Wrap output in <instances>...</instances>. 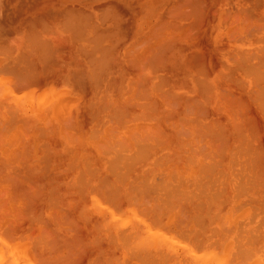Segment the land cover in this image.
<instances>
[{"label":"bare ground","instance_id":"bare-ground-1","mask_svg":"<svg viewBox=\"0 0 264 264\" xmlns=\"http://www.w3.org/2000/svg\"><path fill=\"white\" fill-rule=\"evenodd\" d=\"M184 1L187 2L188 0L187 1L184 0ZM255 1L256 2H252L255 4L254 8H255L256 4L259 2V0H255ZM178 3H179L178 7L176 6L177 2H176V4L174 3V5H175L174 7L178 8L177 10L174 9L177 12L184 9L183 8L184 5L182 6L183 9H180V7H181L180 3H182V0ZM110 4H112V2ZM170 6H172V5H170ZM170 6L168 8L170 11H168V9L165 10V11H168L167 14L171 11L174 12V10H172L174 7H172L170 9ZM108 7H106V10L104 9L105 7L103 9L101 8V10H103L102 12L106 11V12H104L105 14L109 13V11H107V9H110L111 7L110 8H108ZM188 7H190V6H188ZM188 7L186 6L185 8L189 9ZM199 7H201V6H199ZM251 7H253V6H251ZM67 8H69V7H67ZM67 8H65V10ZM165 8H167V7H165ZM201 8H203V7H201ZM240 8L241 7H238L236 11L241 16L243 14L247 15V16H245V19L247 20L248 24H250V22H251L250 17L255 18V19L252 18V21L254 20L255 23L257 21L259 22V20H260L259 18L262 17L261 16L262 14H260L259 18H258L257 17L258 14L256 15V13H255L256 17L253 16L254 14L251 16L252 8H251V11H248L247 10L248 8H245V7L241 8V9H244V11L246 10L245 12L247 14H245ZM226 9H225V11H226ZM65 10H63V11H65ZM80 10H81V8H80ZM190 10H191V8H190ZM68 11H70V9L69 10L67 9L65 11V12H67L66 16H69L68 14L70 12L68 13ZM75 11H77V8ZM81 11L83 13H85L83 10H81ZM183 11H185V9ZM236 11L233 12L235 15V18L232 17L233 18L232 20L230 18L229 19L230 21H228L227 17L234 16V15L232 13H230V14H228L229 15L228 16L227 14H225V12H224V14L227 15V17L225 16L226 19L224 18V14L222 15L223 19H221V21L223 20L222 22H225V20H227L226 21L227 25H230V27L226 26L225 29H227L228 27H229V29H231L232 23L231 24L229 23L231 21H233L234 24H235V22H237L236 19L237 20L239 18L241 19V20L239 19L240 21L237 22L238 24L241 23V21H242V23H241L242 25H240V28L241 27H243V28H242V31L239 32V34L241 33L245 37L242 36L243 40L241 39L242 41H241V43L237 49V53L236 52L233 53L230 49L231 47L228 48V50L230 49L229 51L224 49L225 52H227V57H231L233 55L232 57L234 59L230 58L229 59V60H231V61H229L230 63H227L226 66L224 65L223 66L224 68L222 67V65L224 64L223 63L224 61L222 62L223 64L221 62H219L221 64V67L223 68V70H220V68L218 67L219 69L218 68L215 69V72H218L216 74L208 73V72H205L203 74V72H202L201 76L203 75V77H198L196 74L193 75V76H197L196 77L197 79L202 78L201 81H199L200 79L199 80L194 79V80H196L195 81L196 84H198L199 82H200V84L196 85V88H194V89L192 88L189 91H187L186 94L184 92V94H185V95L183 94L184 97L181 96V93H183V91L177 92V94L178 93L180 94L179 96L176 94V92H174V94L176 95L175 96L173 94V91H171V88H168L170 90H168L166 88L167 86L170 87L169 84L166 85L169 82L165 81L166 83H164L163 82L164 80L163 81L160 80V82L162 81L166 86H164V84H162V86L165 87V88H162V86L158 85V91H159V93H161V94L157 93L158 96H160V98L164 97L161 95L162 94L165 95L167 92H169L168 93L169 95L171 94L170 97H168L169 95L166 94L167 98H166V96H165L166 99L163 98V105L168 107V109H160V107H158L157 102L154 101L153 98L148 97V94H149L148 93V87L146 86L147 83H145L147 81L148 77L146 75H144V73L143 74L141 73V75H143V79L145 78L146 80L145 79L143 80L142 78H141L142 81L140 80L141 82L136 80L139 82L138 87L136 86L138 84L137 83L135 85L136 87L133 86V89L131 91H129V89H128L127 93H126V91H124V94L125 93L126 94L132 93L134 95L138 94L136 97L137 101L133 100L135 98V96L133 97V95H132L133 99L130 98V100L132 99L134 102L131 103V101H128V102H130L129 104H128V102H126L128 104V106H131V107H126L127 105L124 106L125 102H123L124 104L120 105V106L110 105L111 103L108 100L106 101L105 99H103L106 96V93L104 90H103V92H104L103 94H105V95L104 96L100 95V96H102V98L99 96L102 99V100L101 99L99 100L100 101L99 104L97 103V105H94L95 103L91 101V103L94 106L93 107L89 101L87 103V106L88 105L92 106V107L90 106L91 108H89V109L95 108L94 111L96 113L94 111H93L94 114L90 111L88 112L89 114L91 113L90 115L87 114L89 116L88 117V126L83 125L79 129L75 130L74 122H73V125L70 124V122H69V124L72 126V127H70V125H68V121H71L72 115L70 116V118L65 115L66 118L68 117L69 119L67 118L68 119V121H67V119L65 118L67 121L66 122L65 119H63L64 118L63 117L62 119H63L64 123L61 124L59 121L60 117H58V116L62 115V111H61V109H59L60 111H58V112H60L61 115H56V116H57V120L59 121V123L62 126L59 125L60 131L56 135L58 138V136L60 134L61 138H65L66 142L69 143V145H68V144H66V142H63V145H65V146L62 147L63 151H61L62 153L60 152L61 154L60 153L59 154H60V156L66 155L69 151H71L70 154L68 153V155H70L68 157V162L65 163L66 172L69 170L68 166L70 167V169L72 167H75V166L77 167L78 165H79V167H77L78 169L76 170L77 171L76 175L72 174L71 176H67L66 178L59 180V181L53 179V177L55 175L58 176V174H56V173L63 171L65 168H62L63 170L60 168L59 172L54 171L55 174H53L54 172L52 173V170L49 171L53 175L51 177V179L54 182L57 181L54 184V186H56V188H58L59 190L56 189L54 186H53L54 188L50 189V187L52 186V183L50 184V182H52V180L49 178V185L50 186L48 187L49 189H47V190H50L51 192H49V191L48 192L45 191V192L49 193L48 195L50 197V201L49 200L48 201L50 203L45 202L46 204H43V205L46 206V205L50 204L49 206L51 207V209L53 208L52 211L51 210L49 211L50 207L46 206L47 208H45V210H47L49 208L48 212H51V213H48L49 215H47V217L51 216L52 218H54V219H52L50 217L48 219H50V221L52 219L53 226H55L58 223V222L56 223V220L59 221V223L61 224L60 218H61V220L63 218L62 223L66 222V221H64V216H65L64 214H66L65 212H68L67 210H69V209L64 207L65 208V209L63 208L64 211H59L58 209L60 208V210H62V207H60V206L57 207L58 205H56V204L58 202L55 201V200H57V198H61V199L64 198V199L71 202L70 203L71 205H69L68 208H70L72 206V208L77 209V212H78V214H77V212L72 213L74 215L71 214L72 217L74 216V218L69 217L70 212L66 214L70 218V222H69L70 224L72 222L71 218L75 219V214H77V215L80 214L81 216L80 215L79 216L76 215V216L78 217V219L85 220L86 222L85 221L84 222L86 225H87V222H89L88 217H90V220H92L94 223V225L92 223L91 226L92 225H93V227L95 226L94 231L96 233L98 231H100L101 233L104 232L110 237V238L107 237V235L105 237L100 236L101 235L100 233L98 234V237H97L96 235L93 234L94 236L99 238V240L105 239L103 241H106V239L109 238L107 241L108 244L110 242L109 246L106 243H105L106 245L104 243L102 244V242L100 243L99 240L97 238H95L94 236H92L93 237L92 239L87 238L88 241L84 240V241H86V243H84V246L87 245L86 246L87 248L89 245L90 246L92 245V243L95 241V239H97L99 242L98 243L96 241L95 242L96 245H93V246H96L95 251L93 249V252H96V254L93 257H92L93 252L91 253L88 251V250H91V247L89 246L90 248L87 249L88 254L91 253V254H89V256L91 255L92 259L89 261L88 260L89 258L87 256L88 259L86 258V262L87 261H89V262L85 263V264H120V261L122 259H120L119 257H121V256H126V257L130 256L128 258L132 257L133 258L132 261L134 260V264L135 263L136 264H264V203L263 204L259 203V201L262 202L259 199L258 203H256L255 206H253L250 203L252 200H254L253 198H255V197L249 196L250 195L249 192L252 191L253 188L256 189V185H258L260 183V186H263V181H264L263 180V176H264V170H263L264 169L263 168L264 167V165H263L264 164V161H263L264 157L263 156L264 155L262 156L261 154L264 152V149H263L264 147L262 146L261 140L259 139V137H260L258 135L259 133L256 134L258 131V127H256V126L259 125L258 123H256V121H260V120H258V118L256 116H255L256 118L254 117V115H255L254 113L249 111L251 116H252V114H254L252 116L254 121L252 119H250L254 122L253 123L254 125H253L250 120L248 121V113H247V109L251 107L250 105L254 104L255 105V107H254L255 113L257 115L259 114V116H261V117H264V26H263L264 25V21H263L264 19H263V17L261 18V20H260L261 26H259V24H258L257 28H258V26H259V28L258 29L254 28V30L255 29L256 30L254 31L255 33H253L251 30V28H253L252 25L247 24L248 25L247 27H246V25H243L246 20H244V22H243V19H242V18H244L243 16L242 17L236 16L237 15ZM65 12L62 13V15H61L62 17H63V15H65L64 14ZM113 12H115V11H113ZM113 12L110 11V14L112 15ZM186 12H184L185 14H183V19H186L185 17L187 15H188L187 17H189V14L191 13V11H188L190 13H186ZM72 13H73V11H72ZM79 13H80V11L78 12V14ZM98 13L101 17L100 18L97 15L99 20H100L99 23L101 24V22L106 19V16L103 13L101 15L100 10ZM115 13L117 14L118 12H115ZM193 13H194V11H193ZM193 13H191L190 15H192ZM212 13H214V12L212 11ZM228 13H229V9H228ZM78 14H76L77 16L73 15V14H71L69 16V18L72 17L73 20H72V18L69 19L68 17L65 16L66 18H68L67 21H65V20H63L65 17H63V19L60 21V24H59V27H62L60 29L61 30L63 29L64 31L67 29L66 31L69 32L68 29H70V31H71V29L74 26H78V29L76 27V30L78 31L79 30V24H82V22L80 21L81 22L80 23L79 20L83 16V14L82 15L79 14L80 16H78ZM86 14H87V12H86ZM89 14L90 13H88V15ZM118 14H120V13H118ZM167 14L165 13V15H167ZM263 14H264V11H263ZM117 15H114L116 20L118 18V17H116ZM172 15H174V13ZM184 15H186V16H184ZM194 15H195V13L193 14V16ZM197 15H199V13ZM33 16H35V15H33ZM73 16L77 17L76 21H74ZM118 16H121V15H118ZM168 16H169V14H168ZM174 16L178 17L177 15H174ZM179 16H181V15H179ZM107 17H108V15H107ZM170 17L172 18V16H170ZM82 18L86 19L87 17L86 18L82 17ZM202 18H203V16H202ZM77 19H78V24L76 25ZM101 19H102V21H101ZM38 20H41V19H38ZM42 20H44V19H42ZM71 20H72V22L74 21L73 23H75V24H71L70 23ZM162 20H160V21L161 22L164 21V23H165V20H163V21ZM23 21H25V20H23ZM64 21H65V23H64ZM82 21L84 23L82 24L83 27L80 25L81 27H80V30L78 31V32H80L79 35L80 34L83 35L84 32H82V30L84 29L85 26L86 27H88V26L92 27L93 29H91V30H94V28H100L99 26L96 27L94 25L93 22H95V21H92L91 24L88 21H87L88 23H85L86 21H84V20H82ZM202 21H203V19H202ZM202 21H199V22L202 23ZM67 22H68V24L70 23L69 24L70 28L67 26V24H66ZM196 22H198V21H196ZM261 22H263V23H261ZM44 23H45V21H44ZM62 23L64 24V27H63ZM102 23L103 24H101V25H104V22H102ZM116 23H117V21H116ZM174 23L171 24V20L168 23L166 22V24H171V26L175 28L176 24H178V23H176L175 25H174ZM181 23H183L182 24L183 28H185L184 26H188V25H185V22H181ZM92 24H93V26H92ZM111 24L115 25V23H113L112 21H111ZM186 24H187V22H186ZM41 25L42 24H40V26ZM71 25H73V27H71ZM180 25L181 24H179V26ZM193 25H194V23H193ZM197 25H199V24L196 23V27H198ZM236 25L233 26V28L231 29V32L228 31L229 29H227L228 36L233 35L235 37L238 35V34L234 35V34L238 33L237 30L234 31L235 30L234 28H237V26H238V25L237 26ZM1 26H3V25H1ZM30 26H31V20H30ZM47 26H49L48 27L49 31L46 30ZM118 26H119V24H118ZM118 26H116V27H118ZM154 26H155V24H154ZM160 26H162V24L160 25V23H159V26H156L157 29H154L155 27L153 29L158 31V29L160 28L162 30V28ZM253 26L255 27L256 25H253ZM42 27H41L43 29V30L41 29L42 31H39L40 29L38 30V28H37V30L39 32L35 28V30L38 33L33 32L34 34L32 33L33 26H32V28L30 27L29 29H31V33L33 34L32 36H34L36 34V37H38V39L40 41H42L44 39L43 40V42H44L45 38H47V37L41 39L40 37H42V36L40 34L44 33V32L46 33L47 31L50 32L51 29H50L49 24L48 25L46 24V26L42 25ZM103 27H105V29H107L106 28L107 26H103ZM116 27H113V28L115 29ZM181 27H180V29H179V27L177 28L179 31L177 29H174V28L173 29L176 30L177 33H180L182 31V33H181V35H182L184 32L183 31L184 29ZM193 27L195 28V26H193ZM245 27L247 28L246 30H248V28L251 30L250 32L248 31V33L250 35L249 34L248 35L243 34L245 31ZM150 28H152V27H149L148 31H150ZM163 28H164V26H163ZM165 28H166V25H165ZM108 29L111 30L112 27L108 28ZM160 29H159V31H160ZM191 29H193V28H191ZM191 29L189 28L190 32L192 31ZM73 30H74V28H73ZM102 30H103V28H102ZM154 30H152V31H154ZM187 30L185 32L190 34L189 32H187ZM193 30H195V29H193ZM221 30H223V29H221ZM77 31H75V33H77ZM118 31H120V29H118ZM152 31H150V32H152ZM171 31L173 32V34H174V32L176 33V31H173L172 29H170V32ZM224 31H226V30H224ZM232 31L234 32V34ZM90 32L92 33V31H90ZM103 32H104V30H103ZM106 32H110V31L107 30ZM106 32H105L104 36L107 34ZM185 32H184V34H186ZM245 32L247 33V31H245ZM28 33H30V32H28ZM28 33L26 34L27 37L29 36L32 40L34 38L33 42L31 41V43H33L35 45L36 44L41 45L40 43H38L37 38H35V37L32 38L30 35H28ZM99 33H97V34H99ZM123 33H125V31ZM163 33H164V30L161 34H163ZM16 34H17V32H16ZM52 34H53V32H52ZM70 34H72L71 40H73L74 38L76 39V37L73 36L74 33L70 32ZM157 34L158 33H156V35ZM161 34L158 36L161 37ZM225 34H222V36L225 37ZM81 35L79 36V38L77 37V41H79ZM112 35H113V33L111 34V36L109 34V36L111 38H112ZM145 35L147 37H149L147 35V33ZM156 35H154V36L156 37ZM96 36H98L97 37L98 42L96 41L97 39L95 40L96 37L90 38L88 36L86 38V36H85V37H81V38L83 40L85 38L86 42H89V43H91V40L93 43L95 42V44L91 43L93 46L90 45L91 48H94L96 46V42H97V44H101L100 42L105 38V37H101L102 40L100 41L99 40V39H101L100 35H96ZM122 36H123V34H122ZM154 36L151 35V37L155 38ZM183 36H184V38H186L185 36H187L188 39H191V37L193 35L190 34L189 35L190 38L188 37L187 34L183 35ZM238 36H239V38H241L240 37L241 35H238ZM2 37L5 38V35L1 36L0 38H2ZM27 37L24 36L23 38L25 39L26 43H30L31 39L29 40V38H27ZM110 37L109 38L107 37V38L110 39ZM147 37H146V40L148 41ZM159 37H157V40ZM162 37H161V39H163V38L166 39L165 37H163V38ZM219 37H218V39H219ZM92 38H94V39H92ZM143 38H142V40H145V38L144 39ZM195 38H196V36H195ZM226 38H224V39H226ZM236 38L239 39L238 37H235V39H234L235 41H236ZM82 39H80V40H82ZM117 39H120V38L117 37ZM164 39L162 41H164ZM172 39H175V41H176L175 37ZM228 39H231V37ZM228 39H226V40H228ZM140 40H138V41H140ZM149 40H150V38H149ZM152 40H154V39H152ZM34 41L35 42L37 41V42L35 43ZM109 41H111V40H109ZM135 41H133V43ZM147 41L145 42V45L147 44ZM155 41H156V38H155ZM175 41L170 40L169 43L173 42V45H174ZM237 41H240V40H237ZM45 42H44V44H45ZM143 42L144 41H142L141 43H143ZM50 43H51V41H50ZM141 43L139 45H141ZM159 43H161L160 39H159ZM165 43H166V41H165ZM33 44H31V45L30 44H23V42H22V45L24 47L28 46L29 52H30L29 49H33V50L36 49L37 45L35 47ZM44 44H43V46H44ZM111 44L113 45V43H111ZM131 44H132V42H131ZM162 44L157 45V46L158 47L162 46ZM76 45L79 46V43H77ZM145 45H144V47H147ZM32 46H33V48H31ZM78 46H76V51H77ZM90 46H89V48H90ZM108 46H109V44H108ZM108 46H107V48H108ZM134 46H137V45L135 44V45H133V47ZM148 46H150V45L148 44ZM4 47H2V48H4ZM34 47H35V49H34ZM80 47H81V45H80ZM80 47H78V48H80ZM82 47H81V49H82ZM113 47H115V46L113 45ZM113 47L110 46V50ZM158 47H157V49L156 48L155 49L159 50L160 47H159V49H158ZM165 47L167 48V45ZM0 48H1V46H0ZM2 48H1V50H2ZM11 48H14V45ZM97 48H99V47H97ZM137 48H140V47H137ZM170 48L171 47L168 46V50ZM4 49L8 51V49L6 47ZM94 49L93 50L90 49V51H91V53L89 51L90 54L87 52L88 50L86 52H84L85 51L84 47L82 50H80V49H78V50H80V55L82 53L85 56L86 53H88L92 58H95L94 52L98 49H96L95 51H94ZM103 49L104 48L101 47V50H100L101 55L100 54L99 55L102 57H100V59H98L96 57V63L97 64L95 63V65H93V63H94L93 61H95V60H93L92 58H91L92 59L91 61L89 60L90 56H87L88 57L87 59L91 64L88 61H86L87 60L85 58L86 56L84 57L86 63L87 64L89 63V65H90L88 70L92 71L91 75L93 77L91 75H89L88 70H87L88 74L85 75V73L80 72V74H82V75H80L78 72L75 73L74 71H71V69H70L71 72H74L76 74L75 75L73 73L74 77L71 78V79L74 78L73 79L74 81L72 80L73 83L75 81H78V82L81 81V83H85V81H86V83H88V81L89 80L91 81L92 79H93V82L89 81L88 84L93 83V85H94V83H96V82H97V84L100 83L99 82L100 81L99 80L100 79L99 78L100 73L104 72L105 70H103V68H106V66H107V64H106L107 62L104 60L105 58L102 59L103 56L107 55L105 53L106 49L103 51L106 55L104 53H102ZM129 49L131 51L130 47H129ZM149 49H148V52H149ZM152 49L153 48H151V50ZM232 49L234 50V47ZM33 50H31V51H33ZM140 50L141 49H139V52H140ZM168 50H167V52H168ZM221 50H222V48H221ZM24 51H26V49ZM35 51L33 53L36 54ZM92 51H94V52L92 53ZM155 51H150V52H155ZM0 52H3V51H0ZM100 52H98V53H100ZM157 52L159 53V51H157ZM223 52L224 51H222V53ZM225 52H224V54H225ZM228 52H230V53H228ZM21 53L23 54V52H21V50H20L18 53V56ZM25 53L23 54L24 56H26ZM30 53H32V52H30ZM144 53H146V52H144ZM144 53H143V55H144ZM22 54L20 55V57H18L17 54H15V55H16V57H18L24 61V59H22L24 57ZM92 54L94 57L92 56ZM102 54H104V55H102ZM110 54H112V52ZM110 54H108V55H110ZM146 54H145V56H146ZM153 54H151V55H153ZM164 54L165 53H162V55L160 54V56L164 57L163 56ZM236 54L238 55V58H236L237 57ZM83 55H81V56L83 57ZM137 55H138V53H137ZM143 55H142V57H143ZM151 55H147V56L149 58H151L150 57ZM229 55H231V56H229ZM122 56H124V55H122ZM156 56L157 55L155 53V57ZM16 57L13 56V59ZM125 57H127V56L125 55ZM134 57L133 58L131 57V58L134 60L135 59ZM146 57H144L142 59H145ZM18 58H16L17 61L19 60ZM48 58H50V54H49ZM107 58H109V56ZM127 58H129V57H127ZM138 58H136V60ZM157 58H154V59H157ZM25 59H26V57H25ZM142 59H141V61H142ZM159 59H161V58H159ZM16 60L14 59V61L12 62V66H9V65L7 66V64H10L11 62L6 61L7 67L1 66L0 69L4 68L5 70H7L6 68L9 69V67L12 69V67L14 66V63L17 62ZM21 60L18 61V63L22 62ZM97 60L98 61L101 60V61L97 62ZM136 60H134V62L140 63L139 61H136ZM153 61L156 62V60H153ZM6 62H4V63H6ZM103 62L106 66L103 64ZM147 62H149V59L145 62V65H144V63H143V65L146 66ZM158 62H159V60H158ZM18 63H16V64H18ZM62 63L60 61V64H62ZM99 63L101 64L102 67L103 66L104 67L100 69L101 66ZM138 63H137V65H138ZM151 63H152V68L150 66H148V69L151 68V70L149 69L150 71H152V69L156 70V68H154V67H157L158 63H156V66L154 65V63L152 61H151ZM160 63H162V65H163L164 60H163V62L160 61L159 64ZM225 64H226V62H225ZM16 66L18 67V65H15V67ZM96 66H97V68L94 69V67H96ZM127 66H129V64ZM138 66H140V64ZM144 66H142V67H144ZM161 66H160V68H161ZM19 67H18V70H20ZM25 67H26V69H28L27 66H25ZM91 67L93 68V70ZM121 67L122 66H120V68ZM33 68H34V66L32 67V69ZM140 68H141V66H140ZM140 68H139V70L138 69L137 70L140 71ZM193 68H194V66H193ZM200 68H202V67H200ZM203 68H204V66H203ZM203 68H202V70L205 69V68L204 69ZM11 69H10V72L7 71L8 74L11 72L13 74L15 72H18L14 68H13L14 70L12 69V71H11ZM5 70H4V72L6 73ZM21 70H23V69H21ZM95 70H98V71L95 73ZM99 70H101V71H99ZM144 70H145V67L143 69V72H144ZM52 71H54V70H52ZM84 71L82 70V72H84ZM132 71L134 72L135 70L133 69ZM185 71L186 70H184V72ZM195 71H197V69ZM195 71H194V73L198 72V71L197 72H195ZM200 71H201V69H200ZM205 71H206V69H205ZM4 72L1 70L0 73L4 74ZM22 72L24 73V71H22ZM113 72H114V70H113ZM12 73L10 75H12ZM31 73H32V71H31ZM31 73H29V74L31 75ZM57 73H58V71H57ZM59 73L61 74V71ZM93 73L99 74V76L96 77L95 74L93 75ZM118 73H119V71L117 72V74ZM8 74L6 73V75H8ZM18 74H20V73H18ZM73 74L71 73L70 76H72ZM77 74H79L78 77H77ZM83 74H84V76H83ZM105 74H106V71L104 72V75ZM145 74H146V72H145ZM185 74L189 75V73L187 71ZM43 75H45V74H43ZM56 75L57 74H55V76ZM136 75L138 78V74H136ZM90 76L92 77V79H90ZM120 76L118 75V77H120ZM148 76H150V75H148ZM193 76H192V78H193ZM5 77H6L5 74L2 77L0 75V80L1 81L6 80ZM31 77L33 78V75H31ZM34 77H35V75H34ZM65 77L66 76H63V81H64ZM75 77H76V79H75ZM84 77H85V79L87 77L88 78L86 80H84ZM9 78H11V77L9 76ZM14 78L15 77H13L11 79H14ZM32 78H30V79H32ZM50 78L52 79V77H50ZM108 78L110 79V76ZM112 78L113 79H111L110 82L111 81L112 82L113 81L119 82V79L114 80V77H112ZM135 78H136V76H135ZM135 78L133 81H132V79H129V80L134 82ZM167 78H168V76H167ZM226 78H227V81H230L228 83H231V80H232V82L234 83V88L238 89V91L241 92L242 95L247 96V98H248V96H251V97H249V100L252 99L250 101H252L253 103L250 105L248 104L250 107L247 106V103H249V102H245V105L240 104L244 101L241 102V100L239 98V95L241 97V94H236V96L234 95V93H233L234 91L232 90V89H234L233 86H232V89L230 90V92L233 91L232 92L233 95L228 92L229 91L228 89H226V90H228L227 92L229 95L227 94L226 90H225V92L223 91L224 94H226L228 96L224 95L221 92L224 87L219 86L220 85L219 81L222 82L221 79L226 80ZM8 79H7V81H8ZM25 79H26V77H24V80ZM103 79H104V77H103ZM59 80H61V79H59ZM120 80L122 81V79H120ZM148 80L150 81V84L148 86H152L153 81L151 82V80L149 78H148ZM1 81H0V83H1ZM18 81L21 82V80H18ZM131 81L129 82L130 85L132 83ZM227 81H226V83H227ZM26 82H28L27 79H26ZM59 82L61 83V81H59ZM78 82H76V83L79 84ZM110 82H107V83H110ZM112 82L109 85L115 84L114 82L113 83ZM158 82H159V80H158ZM4 83H5L4 84L5 88L8 85H10V84L6 85L7 84L6 81ZM32 83H29V84H31L29 86L27 84L28 87L26 86V90H25V86H24V88H22L23 92L18 91L19 93L14 90L15 88H13L15 93H12L13 91H11V89H7L8 87L6 88L8 91L2 90L1 88L4 85L2 86V84H0L1 85L0 91L1 92L3 91L2 94H3L4 99H7V97L5 98V95L8 92H11V94H16V95L18 93L19 96L13 95L14 97L12 98V100L13 99H16V100L19 99L18 101H20L16 105V107L17 106H19V107H17V108L12 107L13 108L12 110L16 109V110H14L15 112L17 110L19 111L18 108H20V106H21L20 104L22 103L20 100L22 95H23L22 101H23V98L25 97V100L28 99L27 100L28 102L26 101L28 103V105L30 102L34 101L33 96H37L36 99L38 101L37 100L36 101L38 103L40 102L39 103V107H40L39 110H41L42 106L45 105V104L43 105V103L47 102L45 100L44 94H43L45 91H42V90L47 89L50 85L47 88L46 87L43 88L44 87L43 86L42 90H41L40 88L37 89V86H39V85H37V86L34 85L35 81H33ZM65 83L67 84V79H66ZM81 83L78 86L76 84V86L80 92H81L80 88L81 89L84 88V85H81ZM140 83L142 85H140ZM144 83H145V85H143ZM12 84L14 86V83H12ZM62 84L63 83H61L60 87L63 88L64 84L63 85ZM97 84L94 86H98ZM129 84L127 83L128 86H130ZM17 85L19 86L21 84H17ZM33 85L35 86L36 90H41V91H39L40 93L34 89ZM43 85H45V84H43ZM80 85H81V87H80ZM132 85H134V84H132ZM94 86H93V88H95ZM116 86H112L113 89L115 88V90H116V88H117ZM123 86L124 85H122V87L119 86L117 88L116 94L119 93L118 95H120V91L118 89H120V87L123 89ZM159 87H161L165 91V93H163L164 91ZM51 88L52 87L50 86L49 89L52 91L53 89H51ZM155 88L152 86L151 89L153 91H155ZM49 89H47V92ZM85 89H87V88H85ZM54 90H53L54 93H55V91L57 92V90H55V91ZM63 90H65V89H63ZM115 90H113L114 94H115ZM160 90H161V92H160ZM34 91H35V93H34ZM58 91H59V89H58ZM60 92H63V91L61 90ZM97 92H98V90H97ZM97 92H95L94 98L96 97ZM113 93H112V95H114ZM56 94L58 95V93H56ZM230 94L232 96L236 97L235 102L236 103L239 102L238 104H235L234 102H232L234 100H231V99L234 97H232ZM121 95H123V94H121ZM48 96H46V97L48 98ZM172 96H175V97H172ZM237 96H238V98H237ZM41 97H43L42 99H44L45 101L39 100V99H41ZM57 97L60 98V96H57ZM91 97L92 96H90V98ZM120 97H122V96H120ZM120 97L118 96V98H120ZM138 97H140V98H138ZM230 97H231V99H230ZM52 98H53V96H52ZM108 98L109 97H107V99ZM125 98H126V96H125ZM128 98L129 97H127L126 99L128 100ZM244 98H246V97H244ZM78 100H76L75 98L73 99V101H75V102ZM4 101L2 100V102H0V115L2 114V111L4 112L7 109V106L9 105V104H7L6 108L4 105H3L4 106L3 107L2 104H4ZM36 101H34V103H36L37 107H32V104L29 105L33 108V111H35L39 108L38 103ZM160 101H161V99H160ZM26 102H24V103L27 107ZM239 104L242 107L244 106L243 108L246 109V111H245L246 115H245L244 109H243L244 113L240 112L242 109L239 108L240 107V106H238ZM31 107H30V110H31ZM4 108H5V110H4ZM24 109H25V106H24ZM27 109L28 108H26V110ZM239 109H241V110H239ZM63 110H65V109H63ZM165 110H167V111H165ZM237 110H238V113H237ZM9 111L11 113H13V116L15 117V114H14L15 112L11 111V108H8V113H9ZM54 111H55V109H54ZM69 111H70V108H69ZM5 112H7V110ZM19 112H21V111H19ZM8 113L6 114L7 116L5 114H4V116H6L5 117L6 119L8 117V120H9V118L13 117V116L11 113H9V114ZM37 113H39V112H37ZM40 113H41V111H40ZM240 113H243V114L241 115ZM47 116H49V115H47ZM51 116H52V118L50 116L49 117L52 121L49 119V122L51 121L53 123V121L55 120V119H53V118H55V115L53 117V114H51ZM246 116H247V120L245 119ZM48 118H45V117L42 118V119H47L46 120L47 122L45 121L46 123L44 122V124H42L43 126L41 127V129H39L40 127L38 128L39 130L37 131L38 132L37 135H40V133H41V135H40L41 137H43L44 135L48 136L47 134L48 133L50 134L52 131V129H50L51 126L54 127V125H55V128L58 127V125H56L57 123L56 124L48 123ZM73 118L75 119V117H73ZM21 119H24V118L15 119V121H14V119H11L15 122V123H11V124H13L14 127L16 126L15 128L9 129V126L12 127V125L10 124L11 120H9V124H8V120H5V122L7 121L6 123L8 124L7 129H5L6 127L4 128L5 125H3V124L1 125V127L3 126L2 129L0 127V154L3 155L2 158L0 157L1 158L0 159V163H1L0 164V172L4 173V174L0 173V176L3 175V177H1V178L5 177L4 181H7L9 179V181H7L8 184L10 181L13 184L14 183V180H13V174L14 173L12 174V172H15V175H14L15 178L17 176L21 175L20 179L18 177L16 178V179H19L18 181L20 183L15 181V185H19V184L22 185L23 184V187H25V188L29 185L30 187L29 186L28 187H29V190H31V191H32L33 187L35 186L33 189L34 192L32 191V194L34 193V195L35 194L39 195L41 192L38 189L42 188L41 190H44V187H42V185H44V183H47L46 182L47 180L44 183H43V181L45 180L44 176L46 175L44 172L48 171L47 167L49 166V163H50L51 167L53 166L52 164L57 163V162L53 163V161L55 159L53 161H51V158L49 156L51 155V157H52V155H54L56 157V155H59V154H57L56 152L53 153L51 148H49V146L47 145V142L42 141L40 143L41 144L40 148L44 147L43 151L45 153L41 154V156H40L41 160L35 159L34 157L32 158V160L34 161V159H35V160L42 162V160H44V158L45 159L48 158V160L50 159L49 161H51L52 164H51V162H49L46 159V161H48V163L46 161H43L44 166H40L41 168L35 169L37 171H41L42 169L43 170L46 169L44 171L42 170L43 174H42V172H38V174L39 173L42 174L41 176H39L36 173L37 171L34 172L35 171L34 168L37 165L30 166V168L25 167L27 164L25 161H27V162L29 161L26 159H29L30 158L29 155H31L30 153H32L34 151V148L31 146V142H29V141H32V138L30 139L29 134L30 133L32 134V132H34L33 130H35V126H36V128L38 127L37 126L38 122L35 119H33L34 121L37 122V124L35 125V124H33L34 122H32L33 121L32 119H30V120L28 119L30 121V123L32 122L31 123L32 126L30 124L28 126H23V125L18 126L19 124H17V123L19 121L22 122ZM255 119H257V120H255ZM28 120H27V122H28ZM13 121H11V122H13ZM0 123H2V122H0ZM66 123H67V125H66ZM14 124H16V125H14ZM21 124H23V123H21ZM49 124H51V125L49 126ZM255 124H257V125H255ZM33 125H35V126H33ZM32 127H33V129H32ZM45 129H46V132L49 129L48 130L49 132L44 134V132L42 133V131H44ZM40 130H41V132L39 133ZM54 131H56V129ZM42 134H43V136H42ZM27 137H29V139H30V140L28 139V143L30 145H27V142L25 143V141H27ZM22 138L23 139L26 138V139L23 140ZM49 138L50 139L52 138V134L50 135ZM82 138H85L89 142L88 144H90V143L92 144V147L94 148V151H95L96 155L98 156V157H96V161H91V157H93V159H94V157L96 155L94 156V155L83 154L80 151H78V149L73 148L74 146H76L78 140H80ZM43 142L45 145L43 144ZM263 144H264V142H263ZM70 145H74V146H72V149H71ZM45 146H47V147H45ZM65 147H67L66 150H64ZM40 148H38L37 151H39ZM47 148H49V149H47ZM50 150H51V152H50ZM85 150H88V149L84 147L82 152ZM49 153H51V154L49 155ZM64 153H66V154H64ZM27 157H29V158H27ZM57 158H58V156H57ZM2 159H4V162H1ZM24 162H25V164H23ZM57 164H59V162ZM23 165H25V166H23ZM22 166H23V169L25 167L24 173L27 171L26 172L27 174H29V175L32 174L30 176L35 177L36 178V179H34L35 181L38 182L39 181L38 179L43 178L44 180L41 179L42 181L41 182L39 181L42 184H40L39 182L37 184V182H35L32 179L34 184L36 183V185H38V186H36L33 183H31L32 181L30 182L31 177L29 176L30 177V179H29L28 175L26 173H25L26 175L24 173H22L23 175L18 174V173H20V169L18 168V170H19L18 171V170H16L17 169L16 167H20L22 169ZM30 169H31V171L33 170L34 173L33 172L30 173ZM242 169L245 172L241 171ZM16 172H18V173H16ZM8 173H10V174H8ZM261 173H263V174H261ZM6 174L10 175V176L12 175L11 177H12L13 182ZM16 174H17V176H16ZM33 174H37V175L35 176ZM60 174H59V178L61 177ZM4 175H6L8 177V179ZM63 175H67V174L63 173L62 176ZM22 176L25 179L22 178ZM25 176L28 179H26ZM38 177H41V178H38ZM56 179H58V177ZM23 180L24 181L26 180L25 181L26 185L29 182L30 183L27 186H24L25 183H21ZM27 180H28V182H27ZM4 181H2L3 183L2 182L0 183V264H72V261H73V264H75V263L81 264V262L80 261L78 262V260L83 259L82 256H84V254H86V252H84V254L82 255L83 251H86V250H82L83 244L81 245V243L84 241H82V238H80L82 242L80 241L81 242V243L79 242L80 244L75 243L76 240L79 238V235H81L77 230V228L79 227V231L81 232V230H80L81 223H80V226L77 224L78 226L76 225L77 226V228H76V227H74L76 224V220H74L75 223H74V221L72 222V223H74L73 224L74 226L73 227L71 226L73 228V229H71L72 236L69 237L70 241L74 242L75 246L78 244V246L75 248L74 245H72V247H73L72 248L71 245L70 246L67 245L66 251H65V249H63V248L60 249L59 247L57 249V247H55V245L58 244L57 240H56V238H57V235L55 232L56 229L55 230L52 229L56 235L55 239H53V237L50 235V234H52V233H50L51 228L48 227V225H47L49 223V221H48V223L44 222L45 223L44 225H47V226L43 225L45 227V230H43L44 227L40 226V224H39V222L40 223H43V222L38 220V219L41 220L40 216L42 217V213H41L42 211L38 212L39 211L38 209H40V207H41L40 210H42V207H44L42 205L39 207L38 205H39L40 200L44 199L46 197V195L42 194L43 197L45 195L44 198L43 197L41 198L42 195L40 196V198L38 196L39 202H37V200H36L37 196H35L36 198H34V196L29 193V190L27 187L28 191L27 190L26 191L31 195V197L27 192H25L24 195H26V197H27V194L29 195L30 198L27 197V199L33 198L34 200H36V201L32 200V201H34V204H36V205L31 207L33 204L30 200H26V202L29 203V201H30L31 202L30 204H32V205H29L28 203L26 205V202H24V203L20 202V203L22 204V208H25V207H23L25 205L27 207H30L31 209H34V207L37 208L36 206L39 207L35 211L33 210V212H36L38 210L37 213L35 214L36 216L34 215L35 219L38 218L37 222H36V220H34V221H35V223H37V226L39 224V226H40L39 228H41V229L38 230L37 232L32 231V230H35L33 228L36 226H34V223H33V219H34L33 214L34 213L31 215L32 217L29 218L30 214H28V213H32V210H30L29 208H26V210H27V211L25 210L26 214L24 213V211H22L24 214H22V212H21V215L26 216V218L30 219L31 221L27 219L29 221L27 224L29 225L31 222L32 225L30 224L28 229L24 228V229H26L25 232L20 231L18 229L19 225H17V224L19 222L16 223L17 221L15 222L17 227H16V225L12 227V225H10L11 223L10 222L8 223V221H9V218H7L8 214L11 213V214H9V217H11V218H13V216H14L13 219L10 218L11 222L13 223L14 219H17V215L19 217L21 216V215H19V213L17 215L12 214V212L16 213V211L18 210V209L17 210L15 209L14 205H16L17 202H18V204H20L19 201H22V200L25 201L26 198L24 196L25 199H22V200L19 199L18 200L17 197H19L22 193H20V191L19 192L17 191L20 194L16 193L18 196L15 195L14 193L16 191L13 190V193H12V190L10 188V187H12V189H13L14 186L13 185L10 186L11 185V183H10L9 187L6 188V186H8V185ZM4 183L6 184V186L4 185ZM1 185H3V186H1ZM20 185L17 186V188L20 187ZM32 185H34V186H32ZM39 185L41 187H39ZM4 186H5V188H4ZM23 187L21 189H24ZM17 188H15V189H17ZM36 188H38L37 190L39 191V193H38V191H36L37 193H35ZM4 189H6V191H8V190L11 191L13 197L16 196L17 202H14L15 199L13 200V197H11V200H13V201H11L10 198L7 200V201L10 200V203L11 202L16 203L14 205L12 204L14 207L11 204L10 205L7 204L8 206L5 205L7 203V201L3 198H6L7 196H4L2 194V192L4 193ZM18 189L20 190V188H18ZM256 190H258V189H256ZM23 191H25V189L21 190V192H23ZM258 191H260V190H258ZM262 192L263 191L261 190V193ZM256 193H257V191H256ZM8 196H10V195H8ZM22 196L23 195H21L20 198H22ZM256 196H258V193ZM49 197H47V199ZM247 197H250L252 200L247 198ZM52 198H54V199H52ZM2 199L6 201L5 204L3 203ZM47 199H45V200L47 201ZM255 199H257V198H255ZM263 199H264V196H263L262 200ZM53 200H54V202H52ZM257 200H254V202ZM51 203H52V206H51ZM18 204H17V206H19ZM23 204H25V205H23ZM53 204H55L56 207ZM17 206H16V208H18ZM54 207H55V209L57 208L56 211L58 210L59 212H61L60 215L61 214L64 215L63 217L61 215L59 220L56 218L57 214L55 215V213H53V211H55ZM22 208L19 209V212H20V210H22ZM12 209L13 210L15 209L16 211H13ZM72 210H74V209H72ZM38 213L40 214V216ZM10 215H13V216H10ZM83 215H85V217L87 216V219L86 218L84 219ZM23 216L20 218H23ZM2 218H5L7 223L4 219H3L4 221H2ZM26 218L24 217L23 219H26ZM31 218H33V219H31ZM45 219H44V217H42V221ZM48 219H46V220H48ZM68 221L69 220L67 219V222ZM4 222L6 223V225H4ZM24 222H26V220L25 221L23 220L22 223H24ZM69 223H66V224L70 225ZM77 223H79V222H77ZM20 224H21V222H20ZM82 224H83V222H82ZM32 226H34V227H32ZM49 226H50V224H49ZM42 227H43V229H42ZM93 227H91V228H93ZM47 228H50V229H48V231H49L48 236L45 234V233H47V231H46ZM74 228L78 232V233H75L76 235L73 233V232H76V231H74ZM30 229H32V230H30ZM64 229H66V228H64ZM67 229L70 230L69 227ZM29 230H30V233H28ZM68 230H64L65 233H68ZM26 231H27V234H24V233H26ZM91 231H93V230L91 229ZM57 232H58V230H57ZM63 232H60V234L62 235ZM87 232L90 233V231H88V230H87ZM58 234H59V232H58ZM60 234H59V238H57V239H59V241H58L59 243L61 241V243H60L61 245L60 244L59 245L63 246L62 243L64 244V242H65L64 245H66V239L64 240L62 238L66 237L68 239V237L65 235L63 237V235L61 236ZM77 234H78V236H77ZM83 235H85L84 237L86 239V236H88L89 234H87V235L83 234ZM60 236H61V238H60ZM76 236L78 237L77 239L75 238ZM72 237H74V239H76V240H74ZM80 239H78L77 242ZM91 240H93V242H90ZM62 241H64V242H62ZM54 242H56L57 244ZM87 242H89V243H87ZM31 243L33 244V246ZM28 244H31V246L33 248H35L34 253H33V251H30L32 248L30 249L29 247H27ZM79 245H81V246H79ZM80 247H82V248H80ZM70 249H72V250L74 249V251H72L75 254L74 256L72 255V252L70 251ZM75 249H78V250L81 249L82 253H77V251ZM62 250L65 252H63ZM67 252H69V253H67ZM75 252L77 254H80V257L78 256L79 259L75 258L76 262H74V260H73L74 259L73 257H77L76 256L77 254ZM70 254L72 255V258L67 259V257L71 256ZM66 255H67L66 258L63 257ZM69 260H71V263ZM118 260H119V262H118ZM123 260L125 261V262L123 261L124 263H126V261L129 264L132 263L130 260H127V258H126V260H125V258Z\"/></svg>","mask_w":264,"mask_h":264},{"label":"rangeland","instance_id":"rangeland-1","mask_svg":"<svg viewBox=\"0 0 264 264\" xmlns=\"http://www.w3.org/2000/svg\"><path fill=\"white\" fill-rule=\"evenodd\" d=\"M177 2V4H176V2ZM181 0H0V37L1 36H4L5 35V38H0V46H1V48L2 47H6L7 49H8V51L7 50H5L4 48H2V50H1V48H0V51H3V52H0V67L1 66H6V64H7V62H11L10 64H7V66L9 65V66H12V62L14 61V59L16 60V58H18V57H20V55L22 54H19V56H18V53H19V51L21 50V52H23V54L25 53L26 54V56H24L23 54V58L22 59H24V61L23 60H21L20 58H18L19 60L18 61H22V62H19L18 63V61L16 62V63H18V64H16V63H14V66L12 67V69L14 68V69H16L18 72H15L14 74L12 73V75H10L11 73H9L8 74V72L7 71H9L10 72V67H9V69L8 68H6L7 70H5L4 68H2V69H0V72H1V70L4 72V70L6 71V73L8 74V75H6V73L4 72V74H5V78H6V80H0L1 81V83L0 84H2V86L5 84L4 82L6 81V85H8V84H10V85H8L6 88L7 89H11V91H13L12 93H15L14 92V90L15 91H21V92H23L22 91V88H24V86H25V90H26V86H27V84H28V86L29 85H31V84H29V83H32L33 81H35V83H34V85H39V86H37V89H41L42 90V87L43 88H47L49 85L52 87L51 89H55V90H57V92L55 91V93L53 92V90L51 91L49 88H50V86L47 88V89H49L48 90V92H47V89H45V90H42V91H45L43 94H44V98H45V100L47 101V102H44L43 103V105L44 106H42V109L41 110H39L40 109V107H39V103L37 102L38 100L36 99V97L37 96H33V99H34V101H36L37 103H38V109L37 110H35V111H33V108L32 107H37V105H36V103H34V101L33 102H30L29 103V105H31L32 104V107L31 106H29L28 105V99L27 100H25V97L23 98V101H22V97H23V95H22V97L20 98V100H21V106H20V108H18L19 109V111H21V112H19L18 110L15 112L14 110H16V109H14V110H12L14 107L15 108H17V107H19V106H17L16 107V105L18 104V102H20V101H18V100H16V99H13L12 100V98L16 95V94H11V92H8V93H6V95H5V98L7 97V99H4L3 98V91L1 92L0 91V102H2V100L4 101V104H2V106L4 105L5 106V108H6V106H7V104H9L8 106H7V112H5L6 110H5V108H4V112L2 111V114L0 115L1 117H0V122H2V123H0V127H1V125L3 124V125H5L4 126V128L5 129H7V126H8V124H9V120H11V119H14V121H15V119H19V118H24V119H21V121L22 122H18L17 124H19L18 126H20V125H23V126H28L29 124L31 125V123L32 122H34L33 124H37V122H38V124H37V128H36V126L35 125H33V126H35V130H33L34 132H32L31 130L33 129V127H32V129L30 130L31 132H32V134L30 133L29 134V137H30V139L32 138V141H29V142H31V146L34 148V151L32 152V153H30L31 155H29V157H27V158H29V159H26V160H29L28 162L27 161H25L27 164H26V166L25 165H23V166H25V167H29L30 168V166H35V165H37L35 168H34V170L36 169V168H41L40 166H44V162L43 161H46V159L48 160V158H44V160H42V162H40V161H38V160H35V159H40L41 160V158H40V156H41V154L42 153H45L44 151H43V148H40L41 147V142L42 141H44V142H47V145L49 146V148H51V150H52V152L53 153H57V154H59L61 151H63V148L62 147H64L65 145H63V142H66V140H65V138H61V136H60V134H59V136H58V138H57V133H59V125H61V124H63L64 123V121H63V119H65L66 118V116H68L69 118H70V116H71V121H68V119H67V121H68V125H70V124H72L73 125V122H74V128H75V130H77V129H79L81 126H83V125H86V126H88V115H90L88 112L90 111V112H92L93 114H94V109L95 108H92V109H89V108H91L92 106H93V104L91 103V101L92 102H94L95 104L94 105H97V103L99 104V100L102 98V96H100V95H105V94H103L104 92H103V90L105 91V93H106V96L103 98V99H105L106 101L108 100L111 104L110 105H112V106H120V105H123L124 103L123 102H125V104H124V106L125 105H127L126 107H131V106H128V104L130 103V102H128V101H131V103H133L134 101H137L136 100V97H137V95L138 94H136V95H134V94H132V93H128V94H126L127 93V91H128V89H129V91H131L132 89H133V86L134 87H138V85H139V82H141L142 80H141V78L143 79V75H141V73L143 74L144 73V75H146L150 80H151V82L153 83V87L155 88V91H153L151 88H152V86H148L149 84H150V81L148 80V78H147V81L145 82V83H147V87H148V97H151V98H153L154 99V101H156L157 102V104H158V107H160V109H168V107H166V106H164L163 105V98H165V96H166V98H167V95L166 94H168L169 92H167L165 95H161V96H164V97H161L160 98V96H158V94H161V93H159V91H158V85L159 86H162V84H164V83H166L165 81H167V82H169V83H167L166 85H170V87H166L167 89L168 88H171V91H173V94H174V92H176V94H177V92H179V91H183V93H181V96L182 97H184L183 96V94H184V92H185V94H186V92L187 91H189L190 89H194V88H196V85H199L200 84V82L198 83V84H196V80H194V79H197L196 77L198 76V77H203V75L201 76V74H202V72H203V74L205 73V72H208V73H214V74H216V73H218V72H215V69H217L218 67L220 68V70H223V66L225 65H227V63H230L229 61H231V60H229L230 58H233L231 55H229V56H231V57H227V52H225V50H227V51H229L230 49H231V51L234 53V52H236L237 53V49H238V47H239V45H240V43H241V41L243 40L242 38L243 37H245V36H243L241 33L239 34V32H241L242 31V28L243 27H241L240 28V25H242L241 23H242V21H241V23H237V22H239L240 20L238 19H236V21L237 22H235V24L233 23V21H231V22H229L230 24H231V29L233 28V26H235L236 24L238 25H236L237 26V28H234L235 30L234 31H236L237 30V32L238 33H236V34H234V32H233V34L234 35H241L240 37L241 38H239V36L237 35V36H235V37H238L239 39H237L236 38V41L234 40L235 39V37L233 36H228V31H230L231 32V29H229V27H230V25H227V23H226V21L227 20H225L226 18H225V16L227 17V15L228 14H230V13H232L233 15H234V11H236L237 10V8L238 7H241V8H248L247 10L248 11H251V8H252V14H251V16L253 15V16H255L256 17V15H257V17L259 18V15L260 14H262L261 16L263 17V19H264V14H263V11H264V0H259V4L257 5L256 4V6H255V8H254V3H252V2H256L255 0L253 1V0H186L187 2H185L184 0H182V3H180L181 5V7H180V9H185V11H183V10H180V11H176L178 8H176V7H174L175 5H174V3L176 4V6L178 7L179 6V3L178 2H180ZM184 1V2H183ZM108 2V3H107ZM112 2V4H110ZM123 2V3H122ZM196 2V3H195ZM203 2V3H202ZM185 3V4H184ZM189 5H188V4ZM168 4V5H167ZM172 5V6H170V5ZM67 5V6H66ZM105 5V6H104ZM111 5V6H110ZM184 5V6H183ZM247 5V6H246ZM260 5V6H259ZM109 6V7H108ZM169 6H170V9L172 8V7H174L172 10H174V9H176V10H174V12L173 11H171V12H169L168 14H169V16H168V14H167V12L168 11H170L168 8H169ZM182 6H183V8H182ZM188 7V6H190V7H188L189 9H186L185 7ZM199 6H201V7H203V8H201V7H199ZM251 6H253V7H251ZM67 7H69V8H67ZM105 7V8H104ZM106 7H108V8H110V9H107V11H109V13H107V14H105L104 12H106V11H104V12H102L103 10H101V8L103 9H105L106 10ZM115 7V8H114ZM165 7H167V8H165ZM251 7V8H250ZM260 7V8H259ZM48 8V9H47ZM65 8H67L68 10L70 9V11H68V13L70 12L71 14H73V15H76V14H78V12L80 11V13L79 14H83V16L82 17H87L86 19H83L82 17H81V19L79 20V22L81 21L82 22V24L84 23L82 20H84V21H86L85 23H88V22H90V24L92 23V21H95V22H93L94 23V25L96 26V27H100V28H94V30H91V29H93L92 27H90V26H88V27H86L85 25V27H84V31L82 30V32H84L83 33V35H81V37H85L86 36V38L89 36L90 38L91 37H96L95 38V40L97 39V37L98 36H96V35H100V38L101 37H105L103 40H102V38L101 39H99L101 42V44H97V42H98V39L96 40L97 42H96V48L94 49V48H91V46H93L92 44H95V42L93 43L92 42V40H91V43H89V42H86V40H85V38H84V40L80 37V39H82V40H80L79 39V41H77V37L79 38V33L80 32H78L79 30H80V27L82 26V24H79V30L77 31L76 30V27H77V29H78V26H74L73 27V25H71V27H73L74 28V30H73V28L71 29V31H70V29H68L69 30V32H67L66 30L64 31L63 29V31L60 29V28H62V27H59V24H60V21L63 19V17H65L66 16V14H67V12H65L66 10H65ZM73 8V9H72ZM76 8H77V11H75L76 10ZM80 8H81V10H83L85 13H83L81 10H80ZM113 8V9H112ZM165 8V9H164ZM190 8H191V10H190ZM227 8V9H226ZM240 8V9H241ZM250 8V9H249ZM254 8V9H253ZM72 9V10H71ZM168 9V11H165V10H167ZM225 9H226V11H225ZM228 9H229V13H228ZM235 9V10H234ZM256 9V10H255ZM63 10H65V11H63ZM99 10H100V14L102 15V13L103 14H105V16H106V19L104 20V21H102V19H101V21L102 22H104V25H101V24H103L102 22H101V24L99 23L100 22V20H99V18H98V16L100 17V15H99ZM191 11V13H193V11H194V13H195V15L193 16V14L192 15H190L191 13L190 12H188V11ZM196 10V11H195ZM239 10V9H238ZM245 14H247L245 11H244V9H241ZM258 10V11H257ZM61 11V12H60ZM72 11H73V13H72ZM89 11V12H88ZM110 11L111 12H113V11H115V12H118V13H120V14H118V15H121V16H118L115 12H113L112 13V15L110 14ZM187 11V12H186ZM210 11V12H209ZM212 11L214 12V13H212ZM216 11V12H215ZM247 11V12H248ZM63 12H65L64 14L65 15H63V17L61 16L62 15V13ZM82 12V13H81ZM86 12H87V14H86ZM167 14V15H165V13ZM182 12V13H181ZM184 12H186V13H190L189 14V17H187L186 15H184V16H186L185 18L186 19H183V14H185ZM224 12H225V14H227V15H225L224 14ZM237 12V11H236ZM240 12V11H239ZM51 13V14H50ZM68 14L69 16L71 15V14ZM76 13V14H75ZM88 13H90L89 15H88ZM174 13V15H177L178 17H175L174 15H172ZM180 13V14H179ZM199 13V15H197ZM210 13V14H209ZM250 13V12H249ZM255 13H256V15H255ZM78 14V16H80ZM85 14V15H84ZM163 14V15H162ZM181 15V16H179V15ZM201 14V15H200ZM212 14V15H211ZM224 14V20H225V22H222L221 21V19H223V17H222V15ZM237 15L236 16H241L238 12L236 13ZM243 14V13H242ZM33 15H35V16H33ZM88 15V16H87ZM98 15V16H97ZM107 15H108V17H107ZM114 15H117L116 17H118L117 18V20L115 19V16ZM162 15V16H161ZM15 16V17H14ZM28 16V17H27ZM37 16V17H36ZM69 16H66V17H68L69 18ZM77 16V15H76ZM104 16V15H103ZM170 16H172V18L170 17ZM175 18H174V17ZM192 16V17H191ZM198 16V17H197ZM202 16H203V18H202ZM229 16V15H228ZM244 18H242L243 19V22H244V20H246L245 19V16H247V15H242ZM241 16V17H242ZM31 17V18H30ZM42 17V18H41ZM64 18L63 20H65V21H67V19L68 18ZM74 17V16H73ZM90 19H89V18ZM112 17V18H111ZM120 17V18H119ZM170 17V18H169ZM211 17V18H210ZM235 18V15L234 16H230V17H227L228 18V21H230L229 19L231 18V20L233 19V18ZM261 17V18H262ZM72 18V17H71ZM71 18H69V19H71ZM76 18L77 17H74V21H76ZM79 18V17H78ZM98 18V19H97ZM101 18V17H100ZM111 18V19H110ZM161 18V19H160ZM194 18V19H193ZM252 18H254V17H252ZM252 18L250 17V19H251V22H250V24H248V22H247V20L244 22V24L243 25H246V27L248 26V25H252V27L253 28H251L250 26V28H251V30H252V32L253 33H255L254 31L256 30H254V28H257V25L259 24V26H261V24H260V20H261V18H259L260 20H259V22L257 23H255V21L253 20L252 21ZM16 19V20H15ZM38 19H41V20H38ZM42 19H44V20H42ZM89 19V20H88ZM92 19V20H91ZM165 20V23H164V21L163 20ZM202 19H203V21H202ZM255 19V18H254ZM23 20H25V21H23ZM30 20H31V26H30ZM72 20H73V18H72ZM72 20H71V24H75V23H73L72 22ZM160 20H162L163 22H161ZM171 20V24H173L174 22V25L176 24V23H178V24H176V26H175V28L174 27H172L171 26V24H166V22L168 23L169 21ZM192 20V21H191ZM43 21V22H42ZM44 21H45V23H44ZM65 21H64V23H65ZM69 21V20H68ZM88 21V22H87ZM111 21L113 22V23H115V25H113V24H111ZM116 21H117V23H116ZM160 21V22H159ZM173 21V22H172ZM196 21H198V22H196ZM199 21H202V23H200ZM235 21V20H234ZM264 21V20H263ZM33 22V23H32ZM42 22V23H41ZM47 22V23H46ZM80 22V23H81ZM156 22V23H155ZM158 22V23H157ZM181 22H185V25H188V26H184L185 28H183V26H182V24L183 23H181ZM186 22H187V24H186ZM222 22V23H221ZM24 23V24H23ZM69 23V24H70ZM159 23H160V25L162 24V26H160L161 28H162V30L160 29V31H159V29H158V31L157 30H154V29H157V27L156 26H159ZM193 23H194V25H193ZM196 23L197 24H199V25H197L198 27H196ZM228 23V24H229ZM252 23V24H251ZM261 23H263V22H261ZM26 24V25H25ZM40 24H42L43 26H46V24L48 25H50V32H48L49 31V29H48V27L49 26H47L45 29L46 30H48L46 33L44 32V33H41L40 35L42 36V37H40L41 39L42 38H45V37H47V38H45V44H44V42H43V40L42 41H40L39 39H38V37H36V34L34 35V36H32L34 33H36L39 29V31H42L43 29V27H42V25L40 26ZM45 24V25H44ZM63 24V23H62ZM67 24V26L70 28V26H69V24H68V22L66 23ZM78 24V19H77V22H76V25ZM89 24V25H90ZM99 24V25H98ZM118 24H119V26H118ZM154 24H155V26H154ZM157 24V25H156ZM179 24H181L180 26H179ZM202 24V25H201ZM248 24V25H247ZM1 25H3V26H1ZM81 25V26H80ZM88 25V24H87ZM165 25H166V28H165ZM173 25V26H174ZM191 27H190V26ZM253 25H256L255 27L253 26ZM263 25V24H262ZM32 26H33V28H32ZM61 26V25H60ZM92 26H93V24H92ZM103 26H107L106 28L107 29H105V27H103ZM112 27V31L110 30V29H108V28H111ZM116 26H118V27H116ZM163 26H164V28H163ZM169 26V27H168ZM182 26V27H181ZM193 26H195V28L193 27ZM203 26V27H202ZM226 26H229L227 29H229L228 31H227V29H225V27ZM259 26H258V28H259ZM264 26V25H263ZM32 28V33H31V29H29V28ZM42 27V28H41ZM63 27H64V24H63ZM83 27V26H82ZM113 27H116L115 29L113 28ZM149 27H152V28H150V31H152V30H154V31H152V32H150V31H148V28ZM155 27V28H154ZM172 27V28H171ZM179 27V29H180V27L181 28H183L184 30V32L187 30V32H189L191 35H193L192 37H191V39H188L187 38V36H185L186 38H184V36L183 35H188V37H189V35L190 34H188V33H186V34H184V32H183V34L181 35V33H182V31L180 32V33H177V31L176 30H174V29H177ZM245 27V31H247V33L244 31V33L243 34H249L248 33V31L250 32L251 30L248 28V30H246L247 28ZM19 28V29H18ZM35 28H36V30H37V28H38V30L36 31L35 30ZM66 28V27H65ZM102 28H103V30H104V32H103V30H102ZM154 28V29H153ZM168 28V29H167ZM174 28V29H173ZM189 28L191 29V28H193V29H197L196 31L195 30H193V29H191L192 31L190 32V30H189ZM241 30H240V29ZM257 28V29H258ZM29 29V30H28ZM42 29V30H41ZM118 29H120V31H118ZM167 29V30H166ZM170 29H172L173 31H176V33L174 32V34H173V32L171 31L170 32ZM221 29H223V30H221ZM20 30V31H19ZM35 30V31H34ZM45 30V31H46ZM96 30V31H95ZM101 30V31H100ZM107 30H109L110 32H106ZM163 30H164V33L166 34H161L162 32H163ZM166 30V31H165ZM178 30V29H177ZM224 30H226V31H224ZM240 30V31H239ZM38 31V32H39ZM53 32V34H52V32ZM74 31V32H73ZM75 31H77V33H75ZM90 31H92V33L90 32ZM115 31V32H114ZM117 31V32H116ZM122 31V32H121ZM125 31V33H123ZM148 31V32H147ZM179 31V30H178ZM16 32H17V34H16ZM28 32H30V33H28V35H30L32 38L33 37H35V38H37L38 40V43H40L41 45H39V44H36L37 45V47H36V45L35 44H33V43H31V41L33 42V40H34V38H33V40L28 36L27 37V33ZM37 32V33H38ZM70 32L71 33H74V37H76V39L74 38L73 40H71L72 39V34H70ZM100 32V33H99ZM105 32L107 33L105 36H104V34H105ZM147 33V35L149 36V37H147L145 34ZM158 33L157 35H156V33ZM226 34H225V33ZM251 32V33H252ZM20 33V34H19ZM24 33V34H23ZM97 33H99V34H97ZM110 34V36H111V34L113 33V35H112V38L109 36V34ZM145 33V34H144ZM151 33V34H150ZM171 33V34H170ZM193 33V34H192ZM19 34V35H18ZM77 34V35H76ZM122 34H123V36H122ZM144 34V35H143ZM161 34V37L163 36V37H165L166 39H164L163 37V39H164V41H162L163 39H161V37H159L158 35H160ZM222 34H225V37L224 36H222ZM21 35V36H20ZM38 35V34H37ZM44 35V36H43ZM46 35V36H45ZM94 35V36H93ZM151 35L152 36H154V35H156V41H155V38H153V37H151ZM174 35V36H173ZM176 35V36H175ZM231 35V34H230ZM250 35V34H249ZM24 36H26L27 38H29V40H30V43H26V41H25V39L23 38ZM182 36V37H181ZM195 36H196V38H195ZM221 38H220V37ZM243 36V37H242ZM57 37V38H56ZM71 37V38H70ZM110 37V39H108V38ZM117 37H119L120 39H117ZM124 37V38H123ZM139 37V38H138ZM144 37L145 38V40H142V38ZM146 37H147V39H148V41L146 40ZM157 37H159L158 38V40H157ZM176 38V41H175V39H172V38ZM194 37V38H193ZM218 37H219V39H218ZM227 37V38H226ZM231 37V39H228V38H230ZM50 40H49V39ZM56 38V39H55ZM89 38V39H90ZM94 38H92V39H94ZM138 38V39H137ZM143 38V39H144ZM149 38H150V40H149ZM190 38V37H189ZM224 38H226V39H228V40H226V39H224ZM88 39V40H89ZM124 39V40H123ZM141 39V40H140ZM152 39H154V40H152ZM159 39H160V42L161 43H159ZM242 39V40H241ZM245 39V38H244ZM27 40V39H26ZM28 40V41H29ZM36 40V39H35ZM48 40V41H47ZM109 40H111V41H109ZM136 40V41H135ZM138 40H140V41H138ZM175 41L174 42V45H173V42L171 43H169V41ZM196 40V41H195ZM230 40V41H229ZM237 40H240V41H237ZM36 41V42H37ZM40 41V42H39ZM50 41H51V43H50ZM94 41V40H93ZM113 41V42H112ZM117 41V42H116ZM121 41V42H120ZM133 41H135L134 43L137 45V46H134L133 47V45H135L134 43H133ZM142 41H144L143 43H141ZM147 41V44L145 45V42ZM154 41V42H153ZM165 41H166V43H165ZM22 42H23V44H33L35 47H36V49H35V47H34V49L36 50H33V49H29L30 50V52H36V54L35 53H30L29 51H28V46L26 47H24L23 45H22ZM35 42V41H34ZM35 42V43H36ZM131 42H132V44H131ZM141 43V45H139L140 43ZM164 42V43H163ZM44 44V46H43V44ZM77 43H79V46L78 45H76ZM111 43H113V45L115 46V47H113V45L111 44ZM153 43V44H152ZM159 43V44H158ZM163 43V44H162ZM106 44V45H105ZM108 44H109V46H108ZM111 44V45H110ZM130 44V45H129ZM145 46H147V47H144V45ZM148 44L150 45V46H148ZM162 44V46H159L160 47V49H159V47L157 46V45H161ZM167 45V48L165 47L166 45ZM170 44V45H169ZM172 44V45H171ZM13 45H14V48H11V47H13ZM39 45V46H38ZM58 45V46H57ZM80 45H81V47L83 46L84 48H85V51L84 52H86L87 50V52L89 53V51H90V49L91 50H93L94 49V51L96 50V49H98V50H96L95 52L94 51H92V53L94 52V56H95V58H92L89 54L91 53V51H90V53L88 54V53H86V57L81 53V55H83V57L80 55V50H82L83 49V47H82V49H81V47H80ZM91 45V46H90ZM103 45V46H102ZM105 45V46H104ZM117 45V46H116ZM132 45V46H131ZM139 45V46H138ZM158 47V49L159 50H156L157 49V47ZM165 45V46H164ZM76 46H78V47H80V48H78L77 47V51H76ZM89 46H90V48H89ZM107 46H108V48H107ZM110 46H112L113 48H111V50H110ZM128 46V47H127ZM155 46V47H154ZM168 46H170L171 48L168 50ZM173 46V47H172ZM24 47V48H23ZM97 47H99V48H97ZM101 47L102 48H104L103 50H102V53H104L103 51L105 50L106 52V56L108 57L109 56V58H107L106 56H103V58L102 59H104L107 63V66L104 64V62H103V64L106 66V68H103L102 66H101V64H100V69L101 68H103V70H105L106 71V74L104 75V72H102V73H100V76H99V74H95L98 70H95V73H93V75L95 74V76L96 77H98L99 76V84H97V82L96 83H94V85H98V86H94L93 85V83H90V84H88L89 83V81H88V83H86V81H85V83H81V79L79 80L80 82H78V81H75L74 83H73V79H71L72 77H74V74L75 73H79L80 74V72L81 73H85V75L86 74H88L89 73V75H91V73H92V71L90 70H88L89 69V67H90V65H89V61H88V57L87 56H90L89 58V60L91 61L92 59L93 60H95V61H93L94 63H93V65H95V63H96V57L98 58V59H100V57H102V56H100L101 55V52H100V50H101ZM106 47V48H105ZM127 47V48H126ZM129 47L131 48V51H130V49H129ZM137 47H140V48H137ZM144 47V48H143ZM215 47V48H214ZM231 47V48H230ZM234 47V50L232 49ZM31 48H33V46L31 47ZM44 48V49H43ZM53 48V49H52ZM150 48V49H149ZM151 48H153L152 50H151ZM156 48V49H155ZM166 48V49H165ZM209 50H208V49ZM221 48H222V50H221ZM228 48H230L229 50H228ZM26 49V51H24ZM47 49V50H46ZM78 49H80V50H78ZM138 49V50H137ZM139 49H141L140 50V52H139ZM148 49H149V52H148ZM162 49V50H161ZM164 49V50H163ZM225 49V50H224ZM5 50V51H4ZM19 50V51H18ZM31 50H33V51H31ZM49 50V51H48ZM57 50V51H56ZM110 50V51H109ZM114 52H113V51ZM133 50V51H132ZM136 50V51H135ZM144 50V51H143ZM156 50V51H155ZM166 50V51H165ZM167 50H168V52H167ZM150 51H155V52H150ZM157 51H159V53L157 52ZM163 51V52H162ZM196 51V52H195ZM198 51V52H197ZM222 51H224L225 52V54H224V52L222 53ZM18 52V53H17ZM28 52V53H27ZM82 52V51H81ZM98 52H100V53H98ZM112 52V54H110ZM129 54H128V53ZM144 52H146V53H144ZM221 52V53H220ZM231 52V53H232ZM32 55H30V54ZM64 53V54H63ZM79 53V54H78ZM135 53V54H134ZM137 53H138V55H137ZM141 53V54H140ZM143 53H144V55H143ZM150 53V54H149ZM154 53V54H153ZM155 53H156V57H155ZM162 53H165L163 56L164 57H161L160 56V54L162 55ZM171 53V54H170ZM228 53H230V52H228ZM15 54H17V56L18 57H16V55ZM39 54V55H38ZM49 54H50V58H48L49 57ZM60 54V55H59ZM88 54V55H87ZM100 54V55H99ZM104 54H102V55H104ZM108 54H110V55H108ZM140 54V55H139ZM145 54H146V56L147 55H151V54H153V55H151L150 57L151 58H149L148 56L146 57L145 56ZM206 54V55H205ZM220 54V55H219ZM223 54V55H222ZM3 55V56H2ZM122 55H124V56H122ZM125 55L127 56V57H129V58H127V57H125ZM129 55V56H128ZM142 55H143V57H142ZM13 56H15L16 58H14L13 59ZM48 56V57H47ZM92 56H93V54H92ZM93 56V57H94ZM133 58L134 56V60H136V58H138L136 61H139L140 63H138V65L140 64V66H141V68H140V66H138L137 65V63L136 62H134V60L131 58V57ZM137 56V57H136ZM226 56V57H225ZM235 56V55H234ZM237 56V57H236ZM236 58H238V55L236 54ZM11 57V58H10ZM25 57H26V59H25ZM67 57V58H66ZM87 59L86 61H88L89 63L87 64L86 63V61H85V58ZM144 57H146L145 59H142V58H144ZM157 58V59H154V58ZM2 58V59H1ZM43 60H42V59ZM92 58V59H91ZM127 60H126V59ZM132 60H131V59ZM153 58V59H152ZM159 58H161V59H159ZM194 58V59H193ZM206 58V59H205ZM220 58V59H219ZM227 58V59H226ZM235 58V59H236ZM101 59V60H102ZM108 61H107V60ZM141 59H142V61H141ZM149 59V62H147V64H146V66H144L145 65V62L147 61ZM171 59V60H170ZM205 59V60H204ZM234 59V58H233ZM26 60V61H25ZM29 60V61H28ZM37 60V61H36ZM65 60V61H64ZM67 60V61H66ZM100 60V61H101ZM153 60H156V62L155 61H153ZM158 60H159V62L160 61H162L163 62V60H164V63H163V65H162V63H160L159 64V62H158ZM169 60V61H168ZM218 60V61H217ZM220 60V61H219ZM7 61V62H6ZM40 61V62H39ZM57 61V62H56ZM60 61H61V63L63 64H60ZM100 61H98L97 60V62H100ZM103 61V60H102ZM130 61V62H129ZM133 61V62H132ZM151 61L154 63V65L156 66V63H158L157 65V67H154V68H156V70H154V69H152V71H150L151 70V68H152V63H151ZM200 61V62H199ZM224 61V62H223ZM233 61V60H232ZM4 62H6V63H4ZM26 62V63H25ZM30 62V63H29ZM169 62V63H168ZM194 62V63H193ZM219 62H223L222 64V67H221V64L219 63ZM225 62H226V64H225ZM42 63V64H41ZM70 65H69V64ZM127 63V64H126ZM135 63V64H134ZM143 63H144V65H143ZM171 63V64H170ZM232 63V62H231ZM5 64V65H4ZM27 66L28 67V69H26V67L24 66ZM40 64V65H39ZM60 64V65H59ZM68 64V65H67ZM91 64V63H90ZM97 64V63H96ZM98 64V65H99ZM129 64V66H127ZM132 64V65H131ZM134 64V65H133ZM151 64V65H150ZM15 65H18V67L20 68V70L21 69H23V70H18V67L16 66L15 67ZM97 65V66H98ZM138 67H137V66ZM162 65V66H161ZM192 65V66H191ZM220 65V66H219ZM229 65V64H228ZM231 65V64H230ZM6 66V67H7ZM23 66V67H22ZM34 66V68L32 69V67ZM47 66V67H46ZM97 66L96 67H94V69L95 68H97ZM120 66H122L121 68H120ZM142 66H144L145 67V70H144V72H143V69H144V67H142ZM148 66H150L151 68H149L148 69ZM160 66H161V68H160ZM193 66H194V68H193ZM203 66H204V68L206 69V71H205V69L203 68ZM22 67V68H21ZM25 67V68H24ZM49 67V68H48ZM134 67V68H133ZM200 67H202L204 70H202V68H200ZM228 67V66H227ZM32 70H31V69ZM53 68V69H52ZM92 68V67H91ZM90 68V69H91ZM123 68V69H122ZM139 68H140V71H138L139 70ZM218 68V69H219ZM12 69H11V71H12ZM13 69V70H14ZM30 69V70H29ZM42 69V70H41ZM70 69H71V71H74V72H71L70 71ZM79 69V70H78ZM84 71V72H82V70ZM122 69V70H121ZM135 70L134 72L132 71V70ZM138 69V70H137ZM197 69V71H195ZM199 69V70H198ZM200 69H201V71H200ZM28 70V71H27ZM34 70V71H33ZM52 70H54V71H52ZM87 70H88V73H87ZM92 70H93V68H92ZM113 70H114V72H113ZM184 70H186L188 73H189V75L187 74H185L186 73V71L184 72ZM22 71H24V73L22 72ZM26 71V72H25ZM31 71H32V73H31ZM37 71V72H36ZM57 71H58V73H57ZM61 71V74L59 73ZM99 71H101V70H99ZM109 71V72H108ZM119 71V73L117 74V72ZM150 71V72H149ZM194 71L195 72H197V73H194ZM201 73H200V72ZM22 72V73H21ZM31 73V75H33V78L31 77V75L29 74V73ZM34 72V73H33ZM49 72V73H48ZM63 72V73H62ZM73 74L72 76H70V74L71 73ZM94 72V71H93ZM108 72V73H107ZM113 72V73H112ZM145 72H146V74H145ZM152 72V73H151ZM18 73H20V74H18ZM47 73V74H46ZM53 73V74H52ZM65 73V74H64ZM70 73V74H69ZM129 73V74H128ZM165 73V74H164ZM4 74L2 73H0V75H1V77L2 76H4ZM38 74V75H37ZM43 74H45V75H43ZM55 74H57L56 76H55ZM79 74H77V77H78V75ZM134 74V75H133ZM136 74H138V78H137V75ZM197 75V76H193V75ZM29 75V76H28ZM34 75H35V77H34ZM76 75V74H75ZM80 75H82V74H80ZM117 75V76H116ZM118 75L120 76V77H118ZM148 75H150V76H148ZM168 76V78H167V76ZM9 76L11 77V78H13V77H15L14 79H11V78H9ZM43 76V77H42ZM63 76H66L65 77V79H64V81H63ZM83 76H84V74H83ZM92 76V75H91ZM90 76V79H92V77ZM94 76V77H95ZM110 76V79L108 78ZM135 76H136V78H135ZM140 76V77H139ZM157 76V77H156ZM192 76H193V78H192ZM9 79H8V78ZM24 77H26V79H27V81L28 82H26V79L24 80ZM28 77V78H27ZM47 77V78H46ZM50 77H52V79L50 78ZM103 77H104V79H103ZM112 77H114V80L115 79H119V82L121 83H119L118 81H113L115 84H113V85H109L111 82H110V80L111 79H113ZM30 78H32V79H30ZM36 80H35V79ZM38 78V79H37ZM44 78V79H43ZM88 78V77H87ZM86 78V79H87ZM134 78H135V81L134 82H132L133 80H134ZM140 78V79H139ZM165 78V79H164ZM7 79H8V81H7ZM11 79V80H10ZM59 79H61V80H59ZM66 79H67V84L65 83V81H66ZM75 79H76V77H75ZM85 79V77H84V80H86ZM120 79H122V81L120 80ZM129 79H132V81L131 80H129ZM145 79V78H144ZM143 79V80H144ZM200 79V78H199ZM199 79H197V80H199ZM202 79V78H201ZM201 79L199 80V81H201ZM11 82H10V81ZM14 80V81H13ZM18 80H21V82H19ZM73 80V81H72ZM78 80V79H77ZM98 80V79H97ZM96 80V81H97ZM109 80V81H108ZM136 80H138V81H136ZM141 80V81H140ZM146 80V79H145ZM157 80V81H156ZM158 80H159V82H158ZM160 80H164L163 82L161 81L160 82ZM220 80V79H219ZM229 80V79H228ZM25 81V82H24ZM48 81V82H47ZM59 81H61V83H63L62 85H63V88L62 87H60V85H61V83L59 82ZM95 81V80H94ZM132 82L131 83V85L129 84V82ZM221 81L223 82H220L219 81V86H221V87H224L223 88V90L221 91L223 94H224V92H225V90L226 89H228V90H226V92L228 91L229 93H231L232 95H233V93H234V95L236 96V94H241V92H239L238 91V89H236V88H234V83L232 82V80H231V83H228V82H230V81H227V78H226V80L225 79H221ZM226 81H227V83H226ZM9 82V83H8ZM16 82V83H15ZM18 82V83H17ZM45 82V83H44ZM76 82H78L79 84L81 83V85H84V88L83 89H81L80 88V90H81V92L79 91V89L77 88V86L79 85V84H77ZM84 82V81H83ZM90 82H93V79L90 81ZM107 82H110V83H107ZM112 82V83H113ZM144 82V81H143ZM12 83H14V86H13V84ZM127 83L130 85V86H128L127 85ZM138 83V84H137ZM145 83L143 84V85H145ZM151 83V84H152ZM160 83V84H159ZM195 83V84H194ZM17 84H21V85H17ZM33 84V83H32ZM43 84H45V85H43ZM76 84H77V86H76ZM89 86H88V85ZM101 84V85H100ZM106 84V85H105ZM109 86H108V85ZM132 84H134V85H132ZM137 84V85H136ZM157 84V85H156ZM12 85V86H11ZM33 85V87H34V89H35V86ZM81 85H80V87H81ZM117 85V86H116ZM122 85H124L123 86V89L121 88L122 87ZM136 85V86H135ZM140 85H142L141 83H140ZM165 84H164V86H166ZM226 85V86H225ZM27 86V87H28ZM58 86V87H57ZM65 86V87H64ZM93 86L95 87V88H93ZM112 86H116L117 88L119 87V86H121L120 87V89H118L119 91H120V95H118L119 93H117L116 94V91H117V88H116V90H115V88L113 89V87ZM164 86H162V88H165ZM232 86H233V88L234 89H232ZM0 87H1V85H0ZM17 87V88H16ZM19 87V88H18ZM31 87V86H30ZM110 87V88H109ZM130 87V88H129ZM151 87V88H150ZM4 88V89H3ZM5 88V85L1 88L2 90H7ZM13 88H15L14 90H13ZM61 88V89H60ZM85 88H87V89H85ZM104 88V89H103ZM109 90H108V89ZM159 88H161V87H159ZM161 88V89H162ZM58 89H59V91H58ZM63 89H65V90H63ZM68 91H67V90ZM95 89V90H94ZM102 89V90H101ZM106 89V90H105ZM115 90V94L113 93V90ZM233 90V91H231L230 92V90ZM236 89V90H235ZM24 90V89H23ZM24 90V91H25ZM36 90V89H35ZM41 90H36L37 92H39V91H41ZM63 91V92H60V91ZM97 90H98V92H97ZM163 90V89H162ZM168 90H170V89H168ZM8 91V90H7ZM6 91V92H7ZM10 91V90H9ZM83 91V92H82ZM124 91H126V93L124 94ZM164 91V90H163ZM224 91V92H223ZM237 91V92H236ZM18 92V93H19ZM95 92H97L96 93V97L94 98V96H95ZM156 92V93H155ZM160 92H161V90H160ZM228 92H227V94H228ZM233 92V93H232ZM18 93H17V95H18ZM34 93H35V91H34ZM40 93V92H39ZM47 93V94H46ZM56 93H58V95L56 94ZM112 93L114 94V95H112ZM158 93V94H157ZM163 93H165V91L163 92ZM33 94V93H32ZM38 94V93H37ZM52 94V95H51ZM121 94H123V95H121ZM172 94V95H173ZM184 94V95H185ZM230 94V95H231ZM14 95V96H13ZM16 95V96H17ZM34 95V94H33ZM36 95V94H35ZM48 96V98L46 97V96ZM76 95V96H75ZM132 95H133V97L135 96V98L133 99V97H132ZM169 95V94H168ZM175 95V94H174ZM178 96L180 95L179 93L177 94ZM224 95H226V94H224ZM229 95V94H228ZM228 95H226V96H228ZM231 95V96H232ZM9 96V97H8ZM19 96V95H18ZM39 96V95H38ZM42 96V95H41ZM52 96H53V98H52ZM57 96H60V98L59 97H57ZM75 96V97H74ZM90 96H92L91 98H90ZM101 98H100V97ZM118 96L120 97V96H122V97H120V98H118ZM125 96H126V98L127 97H129L128 98V100L125 98ZM171 96V94L168 96V97H170ZM176 96V95H175ZM175 96H172V97H175ZM107 97H109L108 99H107ZM171 97V98H172ZM232 97H234V96H232ZM242 97V98H241ZM241 97H240V95H239V98H240V100H241V102L242 101H244V102H242V103H240L241 105H245V102H249V103H247V106L248 107H250V108H248L247 109V113H248V121L250 120V119H252L253 120V118H252V116L254 115V117L256 116L257 118H258V120H260V121H256V123H258L259 125L258 126H256V127H258V131H257V133L256 134H258L260 137H259V139L261 140V143H262V146L264 147V144H263V142H264V117H261V116H259V114L257 115L256 113H255V110H254V107H255V105L254 104H252L253 102L252 101H250V100H252V99H250L249 100V97H251V96H248V98H247V96H245V95H242L241 94ZM244 97H246V98H244ZM43 97H41V99H39V100H44V99H42ZM50 98V99H49ZM52 98V99H51ZM76 99V100H78V101H73V99ZM130 98H132L131 100H130ZM138 98H140V97H138ZM165 98V99H166ZM235 98V99H234ZM234 98H232L231 99V97H230V99L231 100H234V101H232V102H234L235 104H238V103H236L235 101H236V97H234ZM237 98H238V96H237ZM10 99V100H9ZM56 99V100H55ZM160 99H161V101H160ZM164 99V100H165ZM243 99V100H242ZM246 101H245V100ZM9 100V101H8ZM16 100V101H15ZM44 100V101H45ZM102 100V99H101ZM123 100V101H122ZM127 100V101H126ZM238 100V99H237ZM239 100V101H240ZM27 101V102H26ZM41 101V102H42ZM73 101V102H72ZM90 101V103L92 104V106L91 105H88L87 106V103ZM161 103H160V102ZM24 102H26V104H27V107H26V105H25V103ZM126 102H128V104L126 103ZM159 102V103H158ZM24 103V104H23ZM89 103V104H90ZM34 104V105H33ZM240 104L238 105V106H240ZM250 104H252V105H249ZM12 105V106H11ZM14 105V106H13ZM25 106V109H24V106ZM71 105V106H70ZM131 105V104H130ZM3 106V107H4ZM88 108H87V107ZM91 106V107H90ZM235 106V105H234ZM13 107V108H12ZM30 107H31V110H30ZM53 107V108H52ZM94 107V106H93ZM162 107V108H161ZM164 107V108H163ZM244 107V106H243ZM242 106H240L239 108H241V109H239V110H241L240 112H243V108ZM246 107V106H245ZM253 107V108H252ZM8 108H11V111H13V112H15L14 114H15V117L13 116V113H11L10 111H9V113H11L12 114V116L13 117H10L9 118V120H8V117H7V119L5 118L7 115V113H8ZM26 108H28L27 110H26ZM48 108V109H47ZM69 108H70V111H69ZM247 108V107H246ZM22 109V110H21ZM50 109V110H49ZM54 109H55V111H54ZM59 109H61V111H62V115H61V113L60 112H58V111H60ZM63 109H65V110H63ZM67 109V110H66ZM250 109V110H249ZM10 110V109H9ZM26 110V111H25ZM39 110V111H38ZM254 112H253V111ZM40 111H41V113H40ZM57 111V112H56ZM69 111V112H68ZM94 111V112H93ZM165 111H167V110H165ZM246 111V109H244V112ZM249 111L250 112H252V113H254V114H252V116L250 115V113H249ZM37 112H39V113H37ZM67 112V113H66ZM243 112V113H244ZM8 113V114H9ZM23 113V114H22ZM37 113V114H36ZM57 113V114H56ZM66 113V114H65ZM69 113V114H68ZM71 113V114H70ZM73 113V114H72ZM96 113V112H95ZM237 113H238V110H237ZM243 113H240L241 115L243 114ZM4 114L6 115V116H4ZM51 114H53V117H54V115H55V118H53V119H55L54 121H53V123L54 124H56V125H58V127H56L55 128V125H54V127H50V129H52V131H51V133L49 134L48 132V130H47V132H46V129L44 130V131H42V133L44 132V134L45 133H48L47 135L48 136H46V135H44L43 136V134H42V136L43 137H41L40 135H41V130L39 131V133H40V135H37L38 134V130L39 129H41V127L43 126L42 124H44V122L47 120V119H42L43 117H45V118H48L49 116L52 118V116H51ZM88 114V115H87ZM44 115V116H43ZM47 115H49V116H47ZM56 115H61V116H58V117H60V123H59V121L57 120V116ZM64 115V116H63ZM66 115V116H65ZM240 115V116H241ZM245 115H246V112H245ZM4 116V117H3ZM11 116V115H10ZM41 116V117H40ZM43 116V117H42ZM50 117L48 118V123H52L51 121V119H50ZM64 117V118H63ZM73 117H75V119L73 118ZM255 117V118H256ZM63 118V119H62ZM30 119H35L36 121H32L31 123H30V121L29 120ZM49 119L51 120L50 122H49ZM66 119H65V121H66ZM245 119L247 120V116L245 117ZM5 120H8V124L5 122ZM26 120V121H25ZM27 120H28V122H27ZM77 120V121H76ZM252 120H250L251 121V123L253 124L254 122V120L252 121ZM255 120H257V119H255ZM4 121V122H3ZM11 121H13V120H11ZM10 121V124L11 123H15L14 121L13 122H11ZM25 121V122H24ZM63 121V122H62ZM66 121V122H67ZM17 122V121H16ZM47 122V121H46ZM45 122V123H46ZM69 122H70V124H69ZM72 122V123H71ZM76 122V123H75ZM6 123V124H5ZM21 123H23V124H21ZM25 123V124H24ZM41 123V124H40ZM52 123V124H53ZM59 123V124H58ZM77 124V125H76ZM12 125V127H10L9 126V129H12V128H15L14 126H13V124H11ZM14 125H16V124H14ZM51 124H49V126H50ZM66 125H67V123H66ZM254 125V124H253ZM255 125H257V124H255ZM17 126V127H18ZM32 126V125H31ZM62 126V125H61ZM60 126V127H61ZM3 127V126H2ZM2 127H1V129H2ZM40 127V128H39ZM70 127H72L71 125H70ZM69 127V128H70ZM165 127V126H164ZM261 127V128H260ZM31 128V127H30ZM39 128V129H38ZM56 129V131H54L55 129ZM73 128V129H74ZM166 129V128H165ZM58 130V131H57ZM11 131V130H10ZM56 132V133H55ZM22 134V133H21ZM52 134V138L50 139L49 137H50V135ZM263 135V136H262ZM29 137H27V141H25V143L27 142V145H30L29 143H28V139H29ZM34 137V138H33ZM23 139V138H22ZM24 139H26V138H24ZM23 139V140H24ZM29 139V140H30ZM22 140V141H23ZM35 140V141H34ZM65 140V141H64ZM24 142V141H23ZM44 142H43V144H44ZM34 143V144H33ZM89 142L85 139V138H82V139H80V140H78V142H77V144H76V146H74V145H70L71 146V149H72V146H74L73 148H76V149H78V151H80L81 153H83V154H87V155H96V153H95V151H94V148L92 147V144L90 143V144H88ZM66 144H68L69 145V143L68 142H66ZM45 145V144H44ZM30 146V147H31ZM31 147V148H32ZM45 147H47V146H45ZM68 147V146H67ZM67 147H65L64 148V150H66V148ZM87 148L88 150H85V151H83L82 152V150H83V148ZM32 148V149H33ZM38 148H40V150L39 151H37L38 150ZM49 148H47V149H49ZM70 148V147H69ZM264 149V148H263ZM45 150V149H44ZM51 150H50V152H51ZM70 150V149H69ZM48 151V150H47ZM68 151V150H67ZM65 152V151H64ZM70 152L71 151H69L68 153L70 154ZM62 153V152H61ZM60 153V154H61ZM68 153L66 154V153H64V154H66V155H61L60 156V154L59 155H56V157L54 156V155H52V157H51V153H49V157L51 158V161H53L54 159V161H53V163L54 162H59V164H57V163H54V164H52V162L51 161H49V162H51V164L53 165L52 167H51V165H50V163H49V166L47 167L48 168V171H46V172H44L46 175L44 176L45 177V180L43 179V178H41V177H38V178H41L42 180H44L43 181V183L46 181L47 183H44V185H42V187H44V190H41L42 188H40V189H38L39 187H41L40 185H39V187L38 188H36L35 189V193H37L36 191H38V190H40V194L39 195H34V193L32 194V191L34 192V185H36V183L34 184V182L32 181V179L34 180V179H36L35 177H31L30 175H32V174H27L26 172V174L28 175V178L30 179V177H31V180H30V182L31 183H33L34 185H32V186H34L33 187V189H32V191L31 190H29V183L26 185V183H25V181L23 182H21V183H25V185L24 186H27L28 187V190H29V193L31 194V195H33L34 196V198H36L35 196H37V198H36V200H37V202H39L38 201V199L40 198V196L42 195V194H45L46 195V197H45V195H44V197H43V195L41 196V198L43 197L44 199H42V200H40V202H39V207L42 205V206H44L43 204H46L47 202H49L50 201V197H49V193H46L45 191H49V192H51L50 190H47V189H49L48 187L50 186L49 185V178L51 179V177L53 176L52 175V173L55 171V172H59L60 171V168L62 169V168H65L63 171H61V172H59V173H56V174H58V176H54L53 177V179H55V180H62V179H64V178H66L67 176H71L72 174L73 175H76V173H77V167H79V165L76 167H72L71 169H70V167L68 166V168H69V170L66 172V166H65V163L66 162H68V157L70 156V155H68ZM44 155V154H43ZM262 156L264 155V152L261 154ZM57 156H58V158H57ZM261 156V157H262ZM0 157L2 158L3 157V155H1L0 154ZM35 158L34 159V161L32 160V158ZM54 157V158H53ZM96 157H98L97 155L94 157V159H93V157H91V161H96ZM264 157V156H263ZM0 158V159H1ZM43 158V157H42ZM3 160V161H2ZM1 160V162H4V159H2ZM32 160V161H31ZM48 161H46L47 163H48ZM264 161V160H263ZM25 162L23 163V164H25ZM1 164V163H0ZM61 164V165H60ZM263 164V163H262ZM264 165V164H263ZM23 166H22V169L20 168V167H16L17 169L16 170H18V168L20 169V173H18V172H16V173H18V174H22V173H24V169H25V167H24V169H23ZM56 166V167H55ZM64 166V167H63ZM28 168V169H29ZM264 168V167H263ZM12 170V169H11ZM14 170V169H13ZM15 170V171H16ZM27 170V169H26ZM43 170V169H42ZM37 171V170H35L34 172H36L37 174H38V172H42V174H43V171L44 170H46V169H44L43 171ZM52 170V173L51 172H49V171H51ZM72 170V171H71ZM264 170V169H263ZM19 171V170H18ZM70 171V172H69ZM240 171V170H239ZM241 171H244L243 169L241 170ZM12 172V171H11ZM10 172V173H11ZM31 172H33V170L31 171V169H30V173ZM33 172V173H34ZM55 172L53 173V174H55ZM245 172V171H244ZM0 173H3V172H0ZM10 173H8V174H10ZM14 173V174H13ZM24 173V174H25ZM61 173V174H60ZM67 174V175H63L62 176V174ZM4 174V173H3ZM12 174H13V180H14V183L12 184L11 183V181L9 182V184H8V182L7 181H9V179H8V177L12 180V175L10 176V175H4V176H6L7 177V181H4L5 180V177L4 178H1V177H3V175L2 176H0V179L2 180V181H4L5 183H7V185L8 186H6V184L4 183V185L6 186V188H8L9 187V185H10V183H11V185L10 186H14V188L12 189V187H10L11 188V190H12V193H13V190H15L16 192L14 193L15 195H17V194H20V193H22L21 195H23L22 196V198H20V196L19 197H17V199L19 200V199H25V201L24 200H22V201H19V203L21 202H26V200H30L31 202H32V204H30L31 202L29 201V203L28 202H26V205H27V203L29 204V205H32L31 207H33V206H35L36 204H34V201H36V200H34L33 198H31V199H29L30 197H31V195L27 192L28 190H27V187L25 188V187H23V184L22 185H20V187H18V188H20V190L17 188V186H19V185H15V181H17L18 183H20L18 180L21 178L20 176H17V174H16V176L19 178V179H16L15 178V172H12ZM25 174V175H26ZM37 174H33V175H37ZM41 173H39L38 175L39 176H41L42 175ZM59 174H60V178H59ZM261 174H263V173H261ZM23 175V174H22ZM30 176V177H29ZM263 176V175H262ZM26 177V176H25ZM43 177V176H42ZM58 177V179H56ZM16 180H15V179ZM22 178H24L23 176H22ZM27 177H26V179H28ZM25 179V178H24ZM41 179H38L40 182L42 181ZM0 180V183L2 182ZM13 180H12V182H13ZM22 180V179H21ZM52 180V179H51ZM263 180H264V176H263ZM35 181V180H34ZM38 181V182H39ZM27 182H28V180H27ZM35 182H37V181H35ZM38 182H37V184H38ZM39 182V183H40ZM54 181L52 180V182H50V184L52 183V186L50 187V189L51 188H56V186H54V184L57 182H54ZM3 183V182H2ZM17 184V183H16ZM40 184H42V183H40ZM31 185V184H30ZM1 186H3V185H1ZM5 186H4V188H5ZM16 186V187H15ZM25 189V191H23V192H21V190H24V189H21L22 187ZM36 186H38V185H36ZM54 186V187H53ZM15 188H17V189H15ZM32 188V187H31ZM30 188V189H31ZM38 189V190H37ZM56 189H58V188H56ZM256 189H258V190H260V191H258V190H256ZM256 189H254L253 188V192L252 191H250L249 193H250V195L249 196H251V197H255V198H257V199H255V198H253L254 200H257V201H255L254 202V200H252L250 197H247V198H249V199H251L252 201H251V203L250 204H252L253 206H255V204L256 203H258V201H259V199L262 201V202H260L259 201V203H264V199L262 200V198H263V196H264V181H263V186H260V183L258 184V185H256ZM8 190V189H7ZM27 190V191H26ZM59 190V189H58ZM261 190L263 191L262 193H261ZM3 191V190H2ZM20 191V193H18V192ZM31 191V192H30ZM256 191H257V193H258V196H256L257 195V193H256ZM25 192H27L29 195H30V197H29V195L27 194V197H29L28 199H27V197H26V195H24V193ZM225 192V191H224ZM223 192V193H224ZM12 193H11V191H6V189H4V193L2 192V194L4 195V196H7L6 198H3V199H5L6 201L10 198V200H11V197H13V195H12ZM17 193V194H16ZM38 193H39V191H38ZM256 194V195H255ZM8 195H10V196H8ZM18 196V195H17ZM24 196H25V198H24ZM32 196V197H33ZM38 196H39V198H38ZM262 196V197H261ZM47 197H49L48 199H47ZM2 199V200H3ZM15 199V200H14ZM17 199H16V196H14L13 197V200H14V202H17ZM45 199H47V201L45 200ZM52 199H54V198H52ZM56 199V198H55ZM5 200H3V203L5 204L6 203V201ZM10 200L9 201H7V203L5 204V205H14V204H16V203H14V202H11L10 203ZM13 200H11V201H13ZM32 200H34V201H32ZM49 200V201H48ZM56 202H58L56 205H58L57 207H62V210H60V208L58 209L59 211H64L63 210V208L65 207V208H67V209H69V210H67L68 212H65L66 214L67 213H69L70 212V216L69 217H72V215H74V214H72V213H76L77 212V209H75V208H72V206L70 207V208H68V206L69 205H71L70 203V201H68V200H66V199H64V198H57V200H55ZM249 201V200H248ZM46 202V203H45ZM52 202H54V200L52 201ZM250 202V201H249ZM18 204V202H17V204L19 205V206H17V204L16 205H14L15 206V209L17 210H13V211H16V213L14 212H12V214L13 215H17L18 213H19V215H21V212L22 211H24V213H25V210H26V208H29L30 210H32V213H28V214H30L29 215V218L30 217H32L31 215L33 214V217H34V215L37 213V211L38 212H40V211H42L41 213H42V217H44V219L47 217V215H49L48 213H51V212H48V209L47 210H45V208H47L49 205H46V206H44V207H42V210H40L41 209V207H40V209H38L36 212H33V210L35 211L37 208H39L38 206H36L37 208H35L34 207V209H31L30 207H27L25 204H23V205H25V206H23V207H25V208H22V204ZM50 203V202H49ZM7 205V206H8ZM12 205V206H13ZM54 206H55V204H53ZM259 205V204H258ZM13 206V207H14ZM16 206L18 207V208H16ZM21 206V207H20ZM51 206H52V203H51ZM50 207V206H49ZM56 207V206H55ZM55 207H54V210L55 211H53V213H55V215L57 214V219L59 220V218H60V216L62 215V217L64 216V221H66V222H64V223H62V220H63V218H62V220H61V218H60V222H61V224L59 223V221H57L56 220V223H57V225H55V226H53V223H52V219H54V218H52L51 216V221H50V219H48V218H50L49 216L46 218V219H48V220H43L42 221V217L40 216V214H39V216H40V218H41V220L40 219H38L39 221H41V222H43V223H40L39 221V224H40V226H43L45 223H48V221H49V223L47 224L48 225V227H50V228H47L46 229V231H47V233H45L47 236L49 235V231H48V229H50L51 231H50V233H52V234H50L52 237H53V239H55V237H56V235H57V238H59V234H60V232H63L64 230H68L67 228L69 227L70 228V230H68V233H65V231L62 233V235H63V237H64V235L65 236H67L68 237V239L65 237V238H62V239H66V245H64L65 244V242L64 241H62V242H64V244L62 243V245L63 246H60L61 244V241H60V243L58 242L59 241V239H57L56 238V240H57V243L56 242H54V243H56L57 245H55V247H57V249H58V247L60 248V249H65V251H66V248H67V245L68 246H70L71 245V247H72V245H74L75 243H79L80 241H81V239L80 238H82V241H84V240H87L88 241V239H92L93 237L92 236H94V235H96L97 237H98V234L100 233L101 235L100 236H106L107 234L106 233H101L100 231H98L97 233L94 231L95 229H94V227H93V225H94V223H93V221L92 220H90V217H88L89 219V222H87V225L85 224V220H81V219H78V217L77 216H79V215H77L78 214V212H77V214H75V219H72V218H74V216L71 218V220H72V222L74 221V220H76V224H75V226L73 225L74 223H75V221H74V223H72L71 222V224L69 223L70 222V218L66 215V214H61L60 215V213L61 212H59L58 210L56 211V209H55ZM22 208V210H20V212H19V209H21ZM64 208V209H65ZM24 209V210H23ZM72 209H74V210H72ZM29 210V211H30ZM52 211L53 210V208L51 209V207H50V209H49V211ZM11 211V210H10ZM27 211V210H26ZM66 211V210H65ZM23 212H22V214H24ZM9 214H11V213H9ZM9 214H8V217L7 218H9V221H8V223L10 222L11 224L10 225H12V227L13 226H15L16 225V223H18L17 225H19V227H18V229L20 230V231H24L25 232V230L26 229H24V228H27L28 229V227H29V225L31 224L32 225V223L30 222V224L28 225L27 223L29 222L28 220H30V219H28V218H26V216H23V215H21L20 217H22L23 216V218L25 217L26 219H23V218H20L18 215H17V219H14V221H13V223L11 222V219H13L14 218V216L13 215H10V216H13V218H11V217H9ZM26 214V213H25ZM72 214V215H71ZM51 215V214H50ZM69 215V214H68ZM77 215V216H76ZM36 216V215H35ZM54 216V215H53ZM68 218H67V217ZM81 216V215H80ZM84 216V217H83ZM82 217L85 219H87V216L85 217V215H83ZM19 217V218H18ZM81 217V218H82ZM11 218V219H10ZM16 218V217H15ZM80 218V217H79ZM5 220V218H2V221H4ZM28 219V220H27ZM31 219H33V218H31ZM37 219H35V217H34V219H33V223H34V226H36V227H34V226H32V227H34L33 229H35V230H32V229H30V230H32L33 232H37L38 230H40L41 228H39L40 226H39V224H38V226H37V223H35V221L34 220H36V222H37ZM67 219L69 220L68 222H67ZM78 219V220H77ZM23 220L25 221L26 220V222H24V223H22L23 222ZM6 221V220H5ZM17 221V222H16ZM31 221V220H30ZM85 221V222H84ZM16 222V223H15ZM20 222H21V224H20ZM45 222V223H44ZM54 222V221H53ZM77 222H79V223H77ZM82 222H83V224H82ZM3 223V222H2ZM6 223H7V221H6ZM6 223L4 222V225H6ZM66 223H69L70 225H67ZM80 223H81V226H80ZM93 223V225L91 226V224ZM49 224H50V226H49ZM80 226V230H81V232L79 231V227L77 228V226L78 225ZM17 225H16V227H17ZM47 225H44V226H47ZM77 225V226H76ZM43 226V227H44ZM74 226V227H76L77 228V230H78V232L82 235H79V238L77 237L78 236V234H77V236L75 237L76 239L78 238V239H80L78 242H77V240L76 239H74V237H72L74 240H76V242L74 243V242H72V241H70V239H69V237L70 236H72V231H71V229H73L72 227ZM9 227V226H8ZM31 227V226H30ZM43 227H42V229H43ZM54 227V228H53ZM62 229H61V228ZM91 227H93V228H91ZM64 228H66V229H64ZM55 230V232H56V235H55V232L53 231V230ZM91 229L93 230V231H91ZM30 230H29V232L28 233H30ZM43 230H45V227H44V229ZM57 230H58V232H59V234H58V232H57ZM87 230L88 231H90V233L89 232H87ZM31 231V232H32ZM74 231H76V229L74 228ZM84 231V232H83ZM67 232V231H66ZM77 231L76 232H73L74 234L75 233H78ZM96 233V234H95ZM24 234H27V231H26V233H24ZM83 234H89L88 236H86V239H85V235H83ZM94 234V235H93ZM55 235V236H54ZM61 235V234H60ZM61 235V236H62ZM69 235V236H68ZM76 235V234H75ZM74 235V236H75ZM61 236H60V238H61ZM96 236H94L95 238H97ZM99 236V237H100ZM51 237V238H52ZM107 237H109L108 235H107ZM88 238V239H87ZM102 238V237H101ZM100 238V239H101ZM110 238V237H109ZM108 238V239H109ZM61 239V240H62ZM72 239V240H73ZM98 240H99V238H97ZM97 239H95V241L93 242V240H91L90 242H93L92 243V245L90 246L89 244V246L91 247V250H88L89 252H93V249H94V251H95V247L96 246H93V245H96V241L98 242V240ZM108 239H106V241H103V240H105V239H101V240H99V242L101 243L102 242V244L104 243H106L108 246H109V244H110V242H109V244H108ZM68 240V241H67ZM55 241V240H54ZM70 241V242H69ZM81 241V242H82ZM110 241V240H109ZM72 242V243H71ZM80 242V243H81ZM98 242V243H99ZM79 243V244H80ZM84 243H86V241H84V242H82L81 243V245L83 244V248L82 247H80V248H82V250H86V251H83V253L81 252L82 250L81 249H75L76 251H77V253H82V255L84 254V252H86V254H84V256H82V258L83 259H80V260H78V262L80 261L81 262V264H85V263H88L91 259H92V257L96 254V252H93L92 254V257H91V255L89 256V254H91V253H89L88 254V251H87V249L88 248H90L89 246H88V248L86 247V246H84ZM87 243H89V242H87ZM95 243V244H94ZM32 244V243H31ZM31 244H28L27 245V247H29L28 249L30 250V251H33V253H34V251H35V248H33L32 246H33V244H32V246H31ZM60 244V245H59ZM91 244V243H90ZM105 244V245H106ZM81 245H79V246H81ZM31 246V247H30ZM78 246V244L75 246L74 245V247L76 248ZM70 247V248H71ZM86 247V248H85ZM103 247V246H102ZM73 248V247H72ZM59 249V250H60ZM63 251V250H62ZM65 251H63V252H65ZM70 251L72 252V251H74V249L72 250V249H70ZM70 252V253H71ZM67 253H69V252H67ZM76 253V252H75ZM76 253V254H77ZM69 255V254H68ZM71 255V254H70ZM72 255L74 256L75 254L72 252ZM72 255L70 256V257H67V255L66 256H63V257H67V259H69V258H72ZM77 257H73L74 259V262H76V259L75 258H78V256L80 257V254H77L76 255ZM87 256H88V258H87ZM128 257H130V256H121V257H119L120 259H122L121 261H120V264H126L127 263V261H126V263H124L125 261L123 260L124 258H125V260H126V258H127V260H130L133 264H134V260L132 261V257L131 258H128ZM85 258V259H84ZM86 258L89 260V261H87L86 262ZM79 259V258H78ZM70 261V263H71V260H69ZM124 261V262H123ZM118 262H119V260H118ZM130 262V263H131ZM131 263V264H132ZM72 264H73V261H72ZM76 264V263H75ZM80 264V263H79ZM127 264H129V263H127ZM136 264V263H135Z\"/></svg>","mask_w":264,"mask_h":264}]
</instances>
